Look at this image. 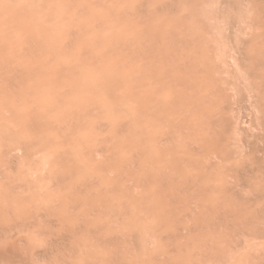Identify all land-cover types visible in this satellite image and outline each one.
Returning a JSON list of instances; mask_svg holds the SVG:
<instances>
[{
  "label": "rangeland",
  "instance_id": "obj_1",
  "mask_svg": "<svg viewBox=\"0 0 264 264\" xmlns=\"http://www.w3.org/2000/svg\"><path fill=\"white\" fill-rule=\"evenodd\" d=\"M28 1H30L29 3H28ZM31 1L32 0H27V2H26V0H21L20 1V4H19V0H16V1H11V0H7V1H4L3 0V5H5V6H8V5H6V4H9V6H8V8H9V10H8V8L5 10V13H4V11H3V15L4 16H2L0 19V21H2V19H7V18H9V16L8 15H10L11 16V18H15V16H17V14H16V8H18V6L20 7V6H22L21 8V10L22 11H20V12H22V14L23 13H27V16H26V18H30L31 17V19L29 20V18H28V20H26V22H27V24L29 25V26H33V27H31L32 29L31 30H33V32H32V34H34L35 35V37L37 38V37H39V38H37V40L39 41V39L41 38L43 41H39V43L41 42H44V45L46 46H48L50 49H48L46 52H43L42 54H38V57H36L34 60H32V61H26L25 60V57H26V55H25V53L23 54V53H21L22 54V56H24L25 55V57H24V61L21 59V61H20V58H23L22 56H17L18 57V59H19V61H18V59H17V57H15V60H13L14 61V65H17V66H19V65H21V64H23V65H25V68L24 69H26L25 71L26 72H33L34 70H35V67H36V69H38V68H40V66L41 65H44V67L42 68V71L39 73V75L37 74V77H36V75L35 76H32V77H30L31 78V80L30 79H28L27 80V84L25 83L24 85H21V86H19V90L21 91V92H23V93H25V94H27L26 96H27V99L28 100H30V102H31V104H32V106L34 105H36V108L38 109V110H41V111H43V109H44V112H41L40 111V113H42V114H44V116L45 115H47L46 113H47V111H48V114H50V115H47V117L45 116V118L43 117L42 119L43 120H45V121H50L51 120V116H52V118H53V120L51 121V124H52V126H51V124L49 125V129H53V131H55L56 133L58 132L59 133V135L61 136V132H63L62 133V136H64V138H65V140L63 141V137H62V139L60 140V138L59 139H57V141H56V143H58V144H56L55 143V141H49V143H47L46 145H45V147H44V150L41 152V151H38V152H35L34 150H33V155H31L32 153L31 152H29L28 154L26 153V155H23L22 156V154H20L21 152H18V150H17V148H16V152L13 150L15 147H14V145L13 144H11V146L9 145L10 144V142L11 141H9L8 140V142H9V144H8V142H7V140H5L6 142H7V145L5 144V141H4V143H2L1 141H0V165H1V163H2V165L4 166V167H2V165H1V168H3L2 169V171H3V174H4V177H2L1 179H0V182H1V180H2V183L3 182H5L6 181V179L8 180V181H6V182H9V181H13L15 178L16 179H23L24 180V178H25V173H26V171H27V173H28V170H29V172H31V173H29V174H27L26 175V177H27V181L31 184V185H29V189H30V191H29V189H28V187H27V193H28V191L29 192H32L33 191V185H32V183L33 184H35V186L37 185V188H38V185H40L39 186V188L41 187V191L42 192H44V189H45V187H46V190H45V194H51L52 195V197H50L52 200L53 199H57L58 200V202H60V200H59V197L57 198V196H59L58 194H57V191H56V195L53 193V192H55V182L56 181H58V177H59V175H61L62 174V171L60 172V170L62 169V167H63V163L65 164V162H66V164H68V165H70V162H71V165L74 163H76L77 161L78 162H82L83 160H85V159H88V164L89 165H87V167L85 168V169H83L84 171H82L81 172V174H79V178H78V176L77 177H74V180L72 181V183H74L75 182V184H78V183H80V184H82V182H83V179H84V182H85V180H87L88 178H90V177H93L94 176V174L91 172V170L92 169H94L95 167L97 168V165H98V167L99 166H101V164L102 165H109L110 167L108 168V167H106L107 168V172L105 171L104 173H106L107 175H105L104 174V181H102V182H100V183H98V189H99V191L100 190H102V192L104 193V194H108V187H107V184L109 185L110 184V182H111V184L113 185V181H110V177L114 174V173H117L118 172V170L120 171L119 173H121V174H123L122 176V179L120 180V181H118L116 184L118 185V187H117V185H116V187L117 188H119V190H120V183H122L123 184V187H122V185H121V187H122V189L121 190H125V189H127V188H129L130 189V187H131V185H132V192H131V189H130V193L131 194H129V192H128V195L129 196H131L132 195V197H138V198H143L142 200L143 201H145V199H144V197H142V195L144 194L145 195V198H146V200H148L149 198H152L156 193H155V191H156V189H157V192H158V188H154V186L155 187H157L156 185H154V184H152V186H153V189H152V187H151V184H147L146 185V190H149V192L147 191V193H146V190H145V192H143V194L142 193H137L138 191H136V186H138V185H135L134 184V182H133V184H132V179H134V177L135 176H139L138 177V179L140 178L141 179V177L143 176V175H145V173H147V174H151L152 176H154L155 175V177L157 176V174H158V176H157V178H159V179H162V177L160 178V176L161 175H163V173L162 172H164L165 171V173L166 174H164L165 176H164V178L163 179H165V178H169V176H171L170 177V181L169 180H167V179H165V180H167V183H166V185L167 186H165V185H163L164 186V189H163V187L161 186V191L162 192H171V191H173V189H172V186H173V183H174V175H176V177H175V181H177V179H178V181L179 182H181L182 183V185H181V190L179 191L178 190V197L176 196V193H175V191H173L174 193H172V194H174L177 198H180V196H183V199H181L183 202H184V204H183V207L185 206L186 208L187 207H189V208H187V211H188V209L190 210L191 209V214L189 213V212H187L186 211V208H183L182 206L181 207H179V210L177 209V213H178V215H177V213L175 214V216H176V218H177V221H176V224H177V222H178V228H182V224L180 225V222L182 223V220H183V224L184 225H186V221H187V219L190 217V219L188 220V223H187V225L190 223V220H193L196 216L197 217H199V215H196L195 216V212L194 211H196V214L200 211V213L199 214H201V212H203L204 210H205V212H206V210L207 209H210L211 210V208L213 207V209L211 210V212H213L215 209H216V211H215V214H216V217L214 216H209L208 215V213H205L204 215L206 216V215H208V219L206 218V220L207 221H209V223L211 224L212 223V220H213V218H214V220H213V223L215 222V224L214 225H216V220L218 221V217H220V215L222 214V211H223V213L225 214V212H230L231 211V213H233V211H234V214L236 215V216H238L237 214L239 213V211H240V213H239V215L240 214H243V216L242 215H240V216H238L237 218H241V221H239L237 218H236V221H237V223H233V222H230V220L232 221V216L234 215H232V214H230L231 216H229L228 214H225L226 215V217L227 216H229V220L225 217V215H224V220H225V222H224V220H222L221 218H222V216H221V218H220V220L218 221V223H217V226H215L214 227V225H213V223H212V225L210 226V227H212V230L210 231V229L211 228H208L207 229V231H206V233H202V234H200L201 236H202V239H204V238H206V236L208 237V232L210 233L209 234V236H210V238H209V240H210V242L208 241V243H209V245H210V247L212 248V250H211V248L209 249H207V251H209L210 250V252H208V253H211V257H209V255H207V257L205 256V258L203 259L202 257H200V258H197V256H199V254L200 253H198V252H196L197 253V255H196V253H194V251H195V245L197 244H199V242H198V237H199V235H198V239L196 238V241L194 240V242L191 240V242L189 241V243L192 245V248L193 249H191L190 250V248H191V245H184V242H183V244L181 243L183 240H184V237H185V240L184 241H186L187 240V237L184 235V231H183V233L181 234L180 233V235H178L177 236V232H175V233H173V232H171V230H173V231H175L174 230V228H175V226H176V224H175V226L173 227L172 225H173V223H170V222H167L166 224H164L163 226H162V228H160V232L157 230V232H155L154 233V237H153V241H154V243H153V241L152 240H150V244L149 245H146L147 244V242H149V240H148V238L145 240V241H143L142 243H141V246H143L142 247V249L139 251V255L137 254H135L134 256H137V258L139 259L140 258V253H141V255H142V252H143V250L145 251V253L147 254V255H149V254H151V252L152 253H155V252H153V251H156L157 249L159 250V252L157 251L156 253L157 254H159L160 255V252H161V259L163 258V255H164V257L166 258V259H169V258H171V257H173L172 256V254L173 255H175L174 256V258L175 259H179V257H180V259L179 260H181L183 263L185 262V259L187 258V263L185 262L184 264H190L189 263V260H190V262H191V264H193V262H192V259H193V261L194 262H196V261H202V264H244V262H245V264H251V260L252 259H254V261L252 262L253 264H264V111H262V109L264 110V100H262L263 99V97H264V92H263V86L264 85H261V83H263L264 84V76H263V74H264V67L260 64V65H256V63H254V62H252V61H250V60H255L256 59V57H257V59H259V58H261L262 56H264V52H263V50H264V48L262 47V46H264V42H262V43H256V46H255V40H253V37H255L254 39H257V36H259L258 38H261L262 36H263V38H264V28L262 29L260 26H258V25H255V21L256 20H259L260 18H261V14L260 13H258V10H256V8H255V6H254V4H252V7H250L251 6V1L250 0H247V2L248 3H250V4H247V2H246V0H167V1H165V0H144V2H143V0L141 1V0H119V2L117 3V1L118 0H115L116 1V3H115V1L114 0H45V1H42V0H40L41 1V4H40V2H39V0H37V2L40 4V6L41 7H39L38 5L39 4H37V5H35V3L33 4V2H34V0L32 1V3H31ZM36 1V0H35ZM104 1H105V4H104ZM122 2V4H121V2ZM137 1V2H136ZM147 1V2H146ZM154 1V2H153ZM159 1H160V3H159ZM212 1L214 2V4L212 3ZM220 1V2H219ZM253 1V0H252ZM5 2H6V4H5ZM9 2V3H8ZM13 4H12V3ZM17 2V3H16ZM24 2L26 3V4H24ZM64 2V3H63ZM87 2V3H86ZM99 2V3H98ZM103 2V3H102ZM127 2V3H126ZM157 2V3H156ZM163 2V3H162ZM169 4H168V3ZM211 2V3H210ZM228 2H229V4H228ZM232 2V3H231ZM242 2H244V3H242ZM0 3H2V0H1V2ZM14 3H16L15 5H14ZM22 3H23V5H22ZM68 3V4H67ZM94 3V4H93ZM97 3H98V6H96L97 5ZM113 3V4H112ZM124 3V4H123ZM135 3H137V5H135ZM139 3H140V6L138 7V5H139ZM146 3V4H145ZM149 3H151L150 5H149ZM152 3H153V5H152ZM226 3V4H225ZM239 3V4H238ZM28 4V5H27ZM47 4V5H46ZM85 4H89V6H90V8H89V6H87V5H85ZM91 4H93V6L94 7H91ZM99 4H100V6H99ZM107 4V5H106ZM108 4H111V5H109V7H108ZM116 6H115V5ZM119 4V5H118ZM121 4V5H120ZM128 4H130V5H128ZM154 4H155V6H154ZM175 4V5H174ZM180 4H182V9L184 10V11H181V5ZM199 4V5H198ZM210 4H211V7H210ZM12 7H11V6ZM30 5V6H29ZM35 5V6H34ZM44 5H45V7H44ZM48 5H49V7H48ZM55 5V6H54ZM58 5H59V7H58ZM122 5H124V6H122ZM143 5H144V7H143ZM148 5H149V7H148ZM162 5V6H161ZM165 5V6H164ZM172 5V6H171ZM218 5H219V7H218ZM220 5H221V7H220ZM228 5V6H227ZM232 7H231V6ZM242 5H246V7H244V6H242ZM250 5V6H249ZM25 8H27L28 7V9L29 8H31L30 10L32 11V13H31V11L30 10H28V12H27V10L26 9H24V7ZM84 6V7H83ZM86 6H87V8H86ZM101 6H103L104 8H105V10L103 9V7L101 8ZM106 6V7H105ZM112 7V9H113V11H112V9H111V7ZM114 6H115V8L118 6V8H116V10H114L115 8H114ZM159 7V9H158V7ZM177 6V7H176ZM187 6V7H186ZM190 6V7H189ZM203 6V7H202ZM229 6H230V8H229ZM254 6V7H253ZM14 7V8H13ZM37 9H36V8ZM48 7V8H47ZM51 7V8H50ZM52 7H53V9H52ZM56 7V9L54 10V8ZM99 7H100V10H99ZM133 7H134V10L136 11H134L133 10ZM135 7H137V8H139L138 10L139 11H137L136 9H135ZM142 7V8H141ZM151 7H152V10H151ZM163 7V8H162ZM165 7V8H164ZM199 7H200V11H199ZM202 7V8H201ZM208 7V8H207ZM239 7V8H238ZM33 8H34V10H33ZM44 8V9H43ZM59 8V9H58ZM81 8H83V9H81ZM106 8H108L107 10H106ZM132 8V9H131ZM156 8V10L154 11V9ZM166 8H167V10H166ZM208 10H207V9ZM211 8H212V10H211ZM217 8V9H216ZM221 8V9H220ZM244 8H245V10H244ZM248 8V9H247ZM254 8H255V10H254ZM38 9H39V11H38ZM40 9H41V14H40ZM45 9H47L46 11H45ZM48 9H49V11H48ZM89 9H90V11H89ZM110 9H111V11H110ZM118 9V10H117ZM123 9V10H122ZM127 9V10H126ZM129 9V10H128ZM148 9V10H147ZM163 9V10H162ZM204 9L205 10H207V12H208V14H207V12L206 11H204ZM228 9H230V10H228ZM239 9V10H238ZM252 9V12L250 11ZM8 10V11H7ZM12 10H13V12H12ZM59 10V11H58ZM93 10V13L91 12ZM94 10H96L95 11V15H94ZM110 11V12H112V13H114V16H122V15H124V17L128 14V15H131V14H138V12H143V13H145V14H147V12L149 13V15L150 16H155V13H156V16L154 17V19H155V21H160L161 23H163L162 22V19H166L167 20V22H168V19L167 18H169V17H171L172 16V18H169V22H170V20H171V24L173 23V20H174V23L172 24L173 25V28H174V26H176V28H178L179 29V25L180 24H182V20L181 19H179V18H177V17H180V15H181V18L183 19V20H185V24H184V22H183V24L185 25V26H183V24H182V26H183V28L181 29H179V32L181 31V33L178 35V36H181V37H179L180 39H182L183 41H185L186 43H188L187 45L185 44V45H181L182 46V48H180L179 46H177L176 47V52H175V48H173L172 49V47L170 48V44H166L167 42H165V41H161V42H157L156 44H157V46H156V44H155V47H157V48H162L165 52H166V54H168V55H173V54H175V55H173L174 57H176L177 56V60L179 61H185V60H187V62H190L189 60H190V58L192 57V55L194 56L193 58H192V60H191V62L190 63H192L193 64V66L196 68V66L197 67H201L203 64H204V67L202 66V68H206L208 71L206 72V74H204V75H202L203 76V79L204 80H206V86H204L203 88L202 87H200V88H198L197 90H196V92H195V94H194V97L192 96V97H190L189 99H185V98H183V101L184 102H181V106L179 105V103H180V101H181V99H182V96L180 97V99L178 98V100H179V103H178V100L176 99V101L174 102V98L172 99V97H173V89H179V87H175L174 88V86H175V84H173V78L174 77H176L178 74H182L183 72L181 71H179V73L177 72V70L176 69H174L175 68V66L177 65L176 63V65L174 64V65H171L172 66V68H170V69H172V72L171 71H168V72H164V73H161V77H159L160 75H159V73L160 72H157L156 74H155V76H142V80H141V78L139 77L136 81L139 83V84H142V85H150L151 87H152V89L151 88H149V90L151 89V92H152V90H154V92H152L153 94L156 92H158V93H160V92H162V94L163 95H161V96H159L160 97V101H159V105L158 104H156V106H154L153 107V109L155 110V111H160V112H162L163 113V115H164V113H165V117L164 116H162L161 118H156V117H154L153 116V114L150 112V115L148 116V115H145L144 117H139L138 115H137V113H136V109H137V105H136V102H135V104H134V102H127L128 103V105L125 103V104H119V102L117 101V100H114V102H113V100L112 99H110V101H109V99H107V97H106V101H108L109 102V106H108V102H106L105 103V99H103V95H102V93H100L101 91H103V93H104V95L105 96H107V88H104V84H102V83H100V82H94L93 83V85L92 86H88V85H82V83L80 84V80L81 79H86V78H93V77H95V76H98L97 75V73H99V75H101L102 73V68H103V72H104V70L106 71V72H104L102 75H105V74H107V75H111L112 74V72L114 73V71H115V73H116V75L119 73V69H120V72L121 71H125L124 69H126V66L124 65V64H122V63H118L117 64V66L115 65V63H112V61H111V59L109 58V59H107L108 57H106V59H105V57H104V59H103V56H102V54L105 52V54L107 53V54H109V53H111V52H113V53H116V50L117 49H115V47H117V48H119L118 49V51L117 52H119L120 51V53L122 52H125L126 50H127V48H128V50H130V47H131V50H133L134 49V47L136 46V48L135 49H137L138 48V46H137V43H135V42H131V41H133V40H131V37L130 36H133V33H131L130 31H134V29H139V28H141V27H147L148 26V24L145 22V21H147V20H145V21H141V20H139L138 18H136V17H130V19H126V20H129V22H128V24H127V21L125 20V21H123V22H117V21H115V20H113L112 18L113 17H108L107 15L105 16V11ZM132 11L131 12V14L129 13V11ZM144 10H146V12L144 11ZM160 10H162V11H160ZM221 10V11H220ZM223 10V11H222ZM233 10V11H232ZM240 10H242V12L240 11ZM9 11H10V13H9ZM52 11H56V14H54V12H52ZM123 11V14L122 13H120V12H122ZM125 11H127L126 13H125ZM152 11V12H151ZM215 11V12H214ZM229 11V12H228ZM237 11H239L238 12V14H237ZM254 11V12H253ZM255 11H257V16H256V14H255ZM14 12H15V14H14ZM39 12V13H38ZM47 12V13H46ZM57 12H59V13H57ZM89 12H90V14H89ZM104 12V13H103ZM116 12V13H115ZM153 12H154V14H153ZM160 13V15H159V13ZM162 12V13H161ZM180 12H181V14H180ZM187 12V13H186ZM204 12V13H203ZM206 12V13H205ZM218 12V13H217ZM231 12V13H230ZM7 13H8V15H7ZM29 13V14H28ZM46 13V14H45ZM53 13V14H52ZM102 13H103V15H102ZM151 13V14H150ZM157 13H158V15H157ZM190 13V14H189ZM224 13V14H223ZM236 13V14H235ZM241 13V14H240ZM246 13V14H245ZM251 13V15H249ZM252 13L254 14V15H252ZM12 14L14 15V16H12ZM45 14V15H44ZM51 14H52V16H51ZM121 14V15H120ZM163 14V15H162ZM184 14V15H183ZM198 14H200V15H198ZM219 14H221L220 15V17H219ZM232 14V15H231ZM245 14V15H244ZM260 14V15H259ZM31 15V16H30ZM37 15V16H36ZM148 15V14H147ZM148 15V16H149ZM206 15H207V18H206ZM210 15H212V16H210ZM217 15H218V18H217ZM247 15V16H246ZM38 17V18H40V22H39V20L36 18V17ZM40 16V17H39ZM41 16L44 18L45 17V19L43 20V18H41ZM47 16V17H46ZM83 16V17H82ZM85 16H87V17H85ZM91 16V17H90ZM96 16V17H95ZM102 16V17H101ZM132 16V15H131ZM203 16V17H202ZM227 16H228V18H227ZM237 16V17H236ZM254 16H255V18H254ZM5 17V18H4ZM34 17V18H33ZM54 17V18H53ZM57 17V18H56ZM104 17V18H103ZM106 17H107V19H106ZM123 17V16H122ZM157 17V18H156ZM159 17H160V19H159ZM188 17V18H187ZM204 17H205V19H204ZM211 18V20H210V18ZM251 17H252V19L254 18V23H253V26L251 25V23L253 22V20H252V22H250L251 21ZM257 17H259V18H257ZM195 18V19H194ZM239 18V19H238ZM243 18H244V20H243ZM46 19H47V21H46ZM49 19V20H48ZM53 21H52V20ZM58 19V20H57ZM71 19V20H70ZM90 19V20H89ZM97 19H98V21H97ZM137 19V20H136ZM153 19V20H154ZM159 19V20H158ZM177 19L178 20H181V21H179L180 22V24H179V22H177L176 23V21H177ZM192 19H193V21H192ZM200 19V20H199ZM202 19H204V20H202ZM234 19H235V21L236 20H238L236 23H235V21H234ZM36 20V21H35ZM38 20V21H37ZM42 20H43V22H42ZM54 20H55V22H54ZM83 20V21H82ZM100 20V21H99ZM103 21V23H107V25L105 26V27H103V25H102V23H101V25L99 24L100 22H102ZM105 20V21H104ZM163 20V21H164ZM176 20V21H175ZM189 20H190V23H189ZM226 20V21H225ZM247 20V21H246ZM29 21H31V22H29ZM35 22V24H36V26H35V28H34V22ZM45 21L47 22V24L45 23ZM93 21H94V24H93ZM113 21V22H112ZM139 21V22H138ZM197 21H198V23H197ZM203 21V22H202ZM223 21H224V24H223ZM60 25H58L57 23ZM86 22V23H85ZM111 22L113 23V24H111ZM116 22H117V24H116ZM137 22V23H136ZM150 25H151V22L150 21H147ZM165 22V21H164ZM187 22L190 24H187ZM201 22V23H200ZM216 22V23H215ZM230 22V23H229ZM243 22V23H242ZM246 22V23H245ZM30 23H31V25H30ZM40 23V24H39ZM48 23H50V25L48 24ZM52 23L54 24V23H56L55 24V28H56V30H55V28H54V25H52ZM71 23V24H70ZM110 23V24H109ZM139 23V24H138ZM143 23V24H142ZM178 24V27H177V25L176 24ZM214 23V24H213ZM222 23V24H221ZM226 23V24H225ZM232 23V24H231ZM248 23V24H247ZM45 24V25H44ZM80 24H81V26H80ZM90 24V25H89ZM96 24V25H95ZM99 24V25H98ZM119 24V26H117ZM125 24H126V27L124 28V26H125ZM135 24V25H134ZM169 24V23H168ZM228 24V25H227ZM231 24V25H230ZM243 24H247V26L245 27ZM52 25V26H51ZM64 25V26H63ZM88 27H87V26ZM94 25V26H93ZM111 25V26H110ZM163 25H164V23H163ZM165 25H166V22H165ZM188 25V27H187V29H188V31L186 30V26ZM203 27H202V26ZM210 25V26H209ZM234 25H235V27H234ZM239 25V26H238ZM250 25V26H249ZM43 26V28L40 30V28L39 27H42ZM98 28H97V27ZM111 28H110V27ZM122 26V27H121ZM137 26V27H136ZM193 27V30H192V27ZM195 26V27H194ZM205 26V27H204ZM222 26H223V28H222ZM225 26H226V28H225ZM228 26H230V27H228ZM238 26V27H237ZM243 26H244V28H243ZM36 27H38L37 29L39 30V34H38V30L36 31ZM51 27H53V28H51ZM81 27V28H80ZM83 27H85L86 29L85 30H83ZM102 27V28H101ZM133 27V28H132ZM181 27V26H180ZM201 27V28H200ZM220 27V28H219ZM251 27H252V29H251ZM256 27V28H255ZM46 30H48L47 32H45L44 30L45 29ZM61 28H63L62 30H61ZM91 28V29H90ZM97 28V29H96ZM126 28H128V30L126 29ZM131 28V29H130ZM190 28H191V34L189 35V32H190ZM204 28V29H203ZM207 28V29H206ZM219 28V29H218ZM230 28V29H229ZM251 29V33H250V29ZM49 29H51V31H49ZM94 29V30H93ZM103 29V30H102ZM133 29V30H132ZM203 29V30H202ZM213 29V30H212ZM215 29V30H214ZM225 29H226V31H225ZM239 29V30H238ZM244 29V30H243ZM257 29V30H256ZM258 29H259V31H258ZM61 30V31H60ZM81 30L83 31V32H81ZM90 30V31H89ZM99 30H100V33H98L99 32ZM119 30V31H118ZM120 30H121V32H120ZM174 30V29H173ZM184 30H185V35H184ZM202 30V31H201ZM232 30V31H231ZM235 30V31H234ZM242 30H243V32H242ZM253 30V31H252ZM256 30V31H255ZM260 30H263L262 31V33H260ZM44 31V32H43ZM54 31V33H53V35H52V32ZM58 31H59V34H58ZM65 31V32H64ZM176 31H177V29H176ZM200 31V32H199ZM219 31V32H218ZM225 31V32H224ZM237 31V32H236ZM238 31H239V33H238ZM245 31V32H244ZM249 33H247V32ZM41 32V33H40ZM49 32L51 33V34H49ZM93 32H95V33H93ZM118 32V33H117ZM123 32V33H122ZM126 32H127V34H126ZM205 32V33H204ZM216 32V33H215ZM218 32V33H217ZM224 32V33H223ZM43 33H45V35H43ZM57 33V34H56ZM75 33V35H73L72 36V34H74ZM112 33H113V35L114 36H112ZM120 33V35L122 36V37H125V38H123V39H118V41H117V39H115L114 37L115 36H119L118 34ZM174 33H175V30H174ZM238 33V34H237ZM12 35V36H10L11 38L15 35V33H13L12 34V32L11 33H9L8 34V37H9V35ZM67 34H69L70 36H71V38H70V36L68 35L67 36ZM77 34V35H76ZM89 34V35H88ZM95 34V35H94ZM96 34H98V36L96 35ZM176 34H178L177 32L175 33V35ZM188 34V35H187ZM241 34H243V36L241 35ZM244 34H245V36H247V38H245V36H244ZM251 34V35H250ZM48 35H50L49 37H48ZM94 35V36H93ZM106 35V36H105ZM219 37H218V36ZM223 35V36H222ZM231 35V38L229 37ZM234 35V36H233ZM241 35V36H240ZM255 35V36H254ZM262 35V36H261ZM43 36V37H42ZM45 36V37H44ZM55 36V37H54ZM75 36V37H74ZM91 36V37H90ZM109 36V37H108ZM178 36H177V38H178ZM185 36V37H184ZM187 36L190 38V42H189V39L187 38ZM204 36V37H203ZM221 36V37H220ZM250 36H253V37H250ZM9 37V38H10ZM72 37H74V39L72 38ZM85 37V38H84ZM100 37V38H99ZM107 37L109 38L108 40H107ZM130 37V38H129ZM193 38V41H191V39ZM196 37V38H195ZM202 37V38H201ZM213 37H214V39H213ZM238 37V38H237ZM47 38H48V40H47ZM50 38H51V40H50ZM52 38L53 39H55L54 40V43H50L49 44V42H53V40H52ZM56 38H58V40H56ZM76 38V39H75ZM90 38V39H89ZM184 38H186L187 40H188V42H187V40H185ZM197 39L198 38V41H199V39H200V41L201 42H199V43H197V41L195 40V39ZM248 38L250 39V40H248ZM93 39H94V42H93ZM113 39V40H112ZM126 39H128V40H130V41H128L127 42V40ZM146 39H148V37H146ZM222 39V40H221ZM228 39H229V41H228ZM231 39H232V41H231ZM239 39H241L240 40V42H239ZM246 41L245 43H244V41ZM50 40V41H49ZM87 40V41H86ZM101 40V41H100ZM103 40V41H102ZM112 40V41H111ZM211 40V41H210ZM213 40V41H212ZM253 40V42H252V46L250 47V45H251V42L249 43V41H252ZM46 41V42H45ZM70 41V42H69ZM106 43H105V42ZM111 41V42H110ZM194 41H195V43H194ZM215 41V42H214ZM222 41V43L224 44V42H225V46H223V44H222V46H221V44L219 43V42H221ZM56 42V43H55ZM89 42H91L92 44H96L97 46H95V48L96 49H92V44H89ZM113 42V43H112ZM125 42H126V44H125ZM204 42V43H203ZM228 42H229V44H230V42H232V47H231V44L229 45L228 44ZM236 42H237V44H236ZM248 42V43H247ZM40 43V44H41ZM59 43V44H58ZM100 43H101V45H100ZM116 45H115V44ZM122 43H123V45H122ZM158 43H160V44H158ZM193 43V44H192ZM212 43H215V44H212ZM244 43V44H243ZM4 45L3 46H8V45H6L7 43L6 42H4L3 43ZM51 44H52V46H51ZM57 44V45H56ZM106 44V45H105ZM112 44H113V46H112ZM134 44V45H133ZM165 44L167 45L166 47H165ZM189 44H191V46H189ZM194 44H196L197 45V47H199V45L198 44H200V48L202 49V51H201V53H202V55H201V53H199V54H195V53H193V51H192V49H193V47H194ZM203 44H205V45H203ZM236 44V45H235ZM261 44V45H260ZM69 45L71 46V47H69ZM79 45V46H78ZM92 45V46H91ZM103 45V46H102ZM161 45V46H160ZM163 45V46H162ZM203 45V46H202ZM229 47H228V46ZM234 45V46H233ZM2 46V48H4ZM20 46V45H19ZM58 46V47H57ZM65 46H67V48L65 47ZM158 46H160V47H158ZM193 46V47H192ZM211 46H213V47H211ZM220 46H221V49L219 50V48H220ZM239 46V47H238ZM241 46H242V48H241ZM247 46H248V48H247ZM253 46H255V48L253 47ZM61 47H62V49L64 50V51H67L66 53H64L63 51H62V49H61ZM98 47V48H97ZM100 47V48H99ZM110 47V48H109ZM111 47H112V49H111ZM125 48V50H124V48ZM127 47V48H126ZM168 47H169V49H168ZM214 47H215V50H212V49H214ZM234 47V48H233ZM236 47V48H235ZM257 47V48H256ZM263 49H262V48ZM18 48V47H17ZM56 48H60V50H57ZM81 48V50L79 51V52H77V55H76V49H80ZM133 48V49H132ZM167 48V49H166ZM177 48H178V50H177ZM179 48H180V50H179ZM190 48H191V51H190ZM204 48H205V50H204ZM233 48V49H232ZM238 48H239V50H238ZM250 48V49H249ZM259 48H260V52H259ZM55 49V50H54ZM82 49H83V51H82ZM86 49V50H85ZM91 49V50H90ZM107 49V50H106ZM183 49H185V51L183 50ZM187 49V50H186ZM249 49V50H248ZM256 51H255V50ZM96 50V51H95ZM98 50V51H97ZM123 50V51H122ZM167 50H168V52H167ZM170 50H171V52H170ZM217 50L219 51V52H217ZM225 50V51H224ZM248 50V51H247ZM70 51V52H69ZM86 51V52H85ZM174 51V52H173ZM181 51V52H180ZM184 51V52H183ZM189 52V54H188V57L185 55V54H187L188 52ZM207 51H208V53H207ZM245 51H247V54H246V52ZM254 53H253V52ZM50 52V53H49ZM51 52H52V54H51ZM62 52V53H61ZM80 52H82V54L80 55ZM88 52H89V54H88ZM149 52H151V53H149ZM183 52V53H182ZM206 52V53H205ZM213 52H214V54H213ZM222 52V53H221ZM231 52H233V53H231ZM243 52V53H242ZM255 52L257 53V55L255 54ZM44 53H46L45 55H44ZM55 53V54H54ZM83 53H85L86 55H83ZM144 53H145V56H144ZM143 54L142 53H139L138 54V56H137V58L136 59H133V64H135V66L136 67H138V69H143V68H145V67H147V64H148V62L149 61H152V59H153V61H161L162 59H161V55L160 54H157V53H155L154 52V54H153V50L152 51H148V52H144ZM149 55H148V54ZM170 53V54H169ZM171 53H173V54H171ZM220 53V54H219ZM239 53V54H238ZM245 53V54H244ZM262 53H263V55H262ZM51 54V55H50ZM53 54H54V56H53ZM73 54H75V55H73ZM87 54H88V56H87ZM94 54V55H93ZM98 54V55H97ZM229 54V55H228ZM233 54H235L234 56H233ZM237 54V55H236ZM243 54V55H242ZM259 54V55H258ZM89 55H91V56H93V57H96L97 58V61H94L92 64H94V65H90V67H89V63H87V62H89ZM140 55H141V57H140ZM160 55V56H159ZM179 55L181 56V59H180V57H179ZM183 55H185V60H184V58H183ZM189 55H190V58H189ZM213 57H212V56ZM245 55V56H244ZM246 55H248L247 57H246ZM42 56H43V58H42ZM46 56V57H45ZM57 56H58V59H57ZM78 56H79V58H81V56H82V61H79V60H75V59H77L78 58ZM99 56H102V58H99ZM150 56V57H149ZM153 56V57H152ZM155 56V57H154ZM158 56V58H156ZM199 56V57H198ZM203 56V57H202ZM231 56H232V58H231ZM250 56V57H249ZM255 56V57H254ZM39 57H40V59H39ZM54 57H55V59H54ZM69 57V58H68ZM86 57H89L88 59H86ZM151 57H152V59H151ZM178 57H179V59H178ZM229 57H230V59H229ZM238 57V58H237ZM242 57V58H241ZM41 58H42V60H41ZM51 58H52V60L54 59V62L51 60ZM62 58V59H61ZM83 58H84V60H83ZM182 58H183V60H182ZM197 58V59H196ZM200 60H199V59ZM204 58H205V60H204ZM207 58V59H206ZM211 58H212V60H211ZM16 59H17V61H16ZM36 59H37V62H36ZM48 59V60H47ZM86 59V60H85ZM232 59V60H231ZM246 59V60H245ZM45 60V61H44ZM60 60H62V63L60 62ZM135 60V61H134ZM194 60L196 61L195 62V64H194ZM238 60V61H237ZM242 60V61H241ZM41 61H42V63H41ZM60 63H59V62ZM69 61V62H68ZM72 61V62H71ZM145 61V62H144ZM199 61V62H198ZM201 61V62H200ZM247 61H248V63H247ZM28 63V65H27V63ZM31 62V64L29 65V63ZM33 62V63H32ZM34 62H36V63H34ZM50 62V63H49ZM56 62H58L59 63V66H57L56 67ZM87 63V65H86V63ZM186 62V61H185ZM212 62V63H211ZM245 62V63H244ZM18 63V64H17ZM25 63V64H24ZM51 63L52 64H55L54 66L53 65H51ZM109 63V64H108ZM199 63V64H198ZM215 63V64H214ZM251 63H254V65L252 64L251 65ZM38 64H39V66H38ZM71 64V65H70ZM82 64V65H81ZM120 64H121V66H120ZM136 64H138V66L136 65ZM145 64V65H144ZM202 64V65H201ZM210 64V66H208ZM33 65V66H32ZM46 65V66H45ZM108 65V66H107ZM118 65H119V67H118ZM256 65V66H255ZM31 66H32V68H31ZM48 66V68L47 69H45L46 67ZM52 66V67H51ZM65 66V67H64ZM85 68H84V67ZM123 66V67H122ZM205 66H207V67H205ZM216 66H217V68H216ZM254 66V67H253ZM60 67H61V71L59 70L60 69ZM78 67H80V68H78ZM193 67V68H194ZM211 68V70L210 69H208V68ZM214 67V68H213ZM263 67V68H262ZM55 68V69H54ZM57 68H59L58 70H57ZM82 68V69H81ZM84 68V69H83ZM91 68V69H90ZM99 70H98V69ZM109 68H110V70H109ZM124 68V69H123ZM44 69L46 70V72L48 73H46V72H44ZM51 69V70H50ZM62 69L64 70V72L62 71ZM68 69L71 71H73V73H72V71H71V73H69L68 72ZM74 69V70H73ZM85 69H86V71H85ZM88 69H89V72H88ZM101 69V70H100ZM246 69V70H245ZM252 69V70H251ZM32 70V71H31ZM54 70H55V72H54ZM90 70H92V71H90ZM112 70V71H111ZM250 70V71H249ZM263 70V71H262ZM49 71H50V73H49ZM56 71H57V73H56ZM77 71V72H76ZM80 71V72H79ZM109 71V72H108ZM173 71H175V72H173ZM247 73H246V72ZM60 72V75L58 74ZM79 72V73H78ZM93 72V73H92ZM108 72V73H107ZM211 72V73H210ZM214 73V75H213V73ZM216 72V73H215ZM69 74V77L67 78V80H66V78L65 77H63V75L64 74ZM91 73H92V75H91ZM165 73H166V76H165ZM169 74V77H168V74ZM171 73H172V75H171ZM175 73H176V76H175ZM208 73L210 74V75H208ZM263 73V74H262ZM42 74H43V76H42ZM52 76H51V75ZM40 75L42 76L41 77V79H42V82H41V79H40ZM54 75L56 76V78L54 77ZM77 77H76V76ZM81 75H82V77H81ZM84 75H85V77H84ZM91 75V76H90ZM58 76V77H57ZM79 76H80V78H79ZM111 76H115V74H112ZM165 78H169V83L168 84H165L162 88H161V91H159V89H157V87H155V85H154V79H156V78H158V79H163L164 77ZM171 76H174V77H171ZM250 77V78H248V77ZM253 76H255L254 77V80L253 79H251ZM34 77V78H33ZM45 77V78H44ZM60 77H62V78H60ZM206 77V78H205ZM207 77H208V80H207ZM217 78V80H216V78ZM36 78V79H35ZM38 78H39V82H38ZM53 78H54V80H53ZM75 78V79H74ZM79 78V79H78ZM213 78V79H212ZM257 78V79H256ZM62 80V81H60V80ZM72 79H73V81H72ZM78 79V80H77ZM130 79H131V81H130ZM170 79H172V81L170 80ZM211 79V80H210ZM30 80V81H29ZM43 80L45 81V83H43ZM46 80H47V82H46ZM66 80V81H65ZM126 80V81H125ZM124 80V84L126 85V84H129V83H131L132 81H134V79L133 78H131V76L129 77V79L128 78H126ZM215 80V81H214ZM221 82H220V81ZM253 80V81H252ZM258 80V81H257ZM52 81V82H51ZM57 81H59V82H57ZM96 81H97V79H96ZM140 81H141V83H140ZM170 81L172 82V83H170ZM219 81V82H218ZM255 81V82H254ZM65 82V83H64ZM69 82V83H68ZM195 82V80H192V83H191V81H189V83H191L190 84V86L193 84ZM257 82V83H256ZM30 83H31V85H30ZM33 83V84H32ZM35 83H36V85H35ZM57 83H60V84H57ZM96 83H98V84H96ZM38 84V85H37ZM54 84H57L56 85V88H54L55 87V85ZM69 84V85H68ZM74 86V84H76L74 87H75V90H76V94H75V90H74V87L72 86V85ZM81 85V87H80V85ZM95 84H96V86H95ZM100 84H102L101 85V87H103V88H100ZM208 84H209V86H208ZM42 85V86H41ZM45 85H46V87H45ZM48 85V86H47ZM170 85H171V87H170ZM219 85V86H218ZM252 85V86H251ZM260 85H261V87H260ZM37 86H38V88H37ZM49 86H50V88H49ZM54 86V87H53ZM58 86H59V92H60V95H58L57 93H59L58 91H57V88H58ZM78 86V87H77ZM83 86H84V89H85V92L87 91V89H88V91H87V93L85 94V92L83 93V95H82V92L84 91V89H83ZM85 86H87V87H85ZM214 86V87H213ZM21 87H24L23 89L21 88ZM53 87V88H52ZM95 87V88H94ZM105 87H107L106 85H105ZM167 87H168V90H167ZM170 87V88H169ZM251 87H253V88H251ZM0 88H1V94L2 93H6V91L8 90V87L6 86V87H3V89H2V86H0ZM4 88H5V90H4ZM7 88V89H6ZM26 88H27V90H26ZM42 90H41V89ZM48 88V89H47ZM90 88V89H89ZM97 88V90L94 92V89H96ZM155 88H156V90L157 91H155ZM172 88V89H171ZM259 88V89H258ZM29 89H30V91H29ZM40 89V91H38L37 92V90H39ZM52 89H54V91H52ZM62 89H64V90H62ZM68 89H70L71 90V93H70V91L68 90ZM79 89L80 90H82L81 91V93H80V91H79ZM103 89V90H102ZM171 89V90H170ZM177 89V90H178ZM181 89H186L187 90V87L185 86V87H182V88H180L179 89V91L181 92V94H183V93H185L184 91H182ZM204 89V90H203ZM214 89H215V91H214ZM217 89H218V91H219V93H218V91H217ZM223 89V90H222ZM260 89H261V91H260ZM23 90V91H22ZM34 90H36L35 92H34ZM49 90V91H48ZM148 90V92L151 94V92ZM185 90V91H186ZM3 91V92H2ZM29 91V92H28ZM45 91H47V92H45ZM69 91V92H68ZM91 91V92H90ZM105 91H106V93H105ZM164 91V92H163ZM166 91H167V93H166ZM169 91V92H168ZM198 91H199V93L200 94H198ZM33 92V93H32ZM49 92V93H48ZM52 92H53V94H52ZM78 92H79V94H78ZM99 92V96H101V98L98 96V93ZM147 92V93H148ZM187 92V91H186ZM215 92V93H214ZM31 93V94H30ZM35 93H36V96H38L37 98L35 97ZM38 93V94H37ZM56 93V94H55ZM66 93H69L68 94V96H67V94ZM148 93V94H149ZM172 93V94H171ZM207 93V94H206ZM208 93H209V95H208ZM261 93V95H259ZM0 94V95H1ZM40 94H41V96L42 97H40ZM51 94V95H50ZM89 94V95H88ZM97 94V95H96ZM203 94V95H202ZM44 95H45V98L47 99V100H45V98H44ZM50 95V96H49ZM58 95V96H57ZM206 95H208V96H206ZM224 95V96H223ZM254 95V96H253ZM258 95V96H257ZM33 96H34V98L35 99H33ZM53 96H54V99H53ZM73 96V97H72ZM79 96V97H78ZM93 96V97H92ZM97 96L99 97V99L98 100H95V99H97ZM167 96H168V98H167ZM170 96V97H169ZM183 96H184V94H183ZM210 96V97H209ZM218 96V97H217ZM31 97H32V99H31ZM52 97V98H51ZM61 97V98H60ZM83 97L85 98V100H83ZM209 97V100H207L206 98H208ZM214 97V98H213ZM259 97V98H258ZM42 98V99H41ZM55 98H56V100H57V102H56V104H55ZM58 98V99H57ZM75 98V99H74ZM164 98V100H162ZM193 98V99H192ZM202 98V99H201ZM204 98L207 100V101H209V103L207 102V101H205V103H204ZM253 98V99H252ZM256 100H255V99ZM39 99V100H38ZM51 99H52V101L53 100H55L53 103H52V101H51ZM59 99H61L62 101H61V103L60 104H58L60 101H59ZM68 99V100H67ZM72 99V100H71ZM77 99L79 100V104L77 103L78 101H77ZM88 99V100H87ZM101 99H103L102 101H104L103 103L101 102ZM210 99H212L211 101H210ZM220 99V100H219ZM224 99V100H223ZM260 99V100H259ZM44 103V105L45 104H47V103H49V107L52 105V109L51 108H49V110H50V112H49V110H46V108H42L44 105H41V101ZM75 100V101H74ZM161 100H162V102H161ZM187 100V101H186ZM213 100H214V102H213ZM6 101V100H5ZM3 102V104H6L7 103V101L6 102ZM32 101H34V102H32ZM49 101V102H48ZM80 101H84V103H80ZM98 102V105L96 106V104H97V102ZM112 101V102H111ZM189 101V102H188ZM193 101H194V103H193ZM218 101H220V102H218ZM261 101V102H260ZM37 102V103H36ZM50 102H51V104H50ZM87 102H88V104H87ZM92 102V103H91ZM95 102V103H94ZM167 102H168V104H167ZM190 102H192V103H190ZM85 103H86V105H85ZM162 103V104H161ZM169 103H170V105H169ZM190 103V104H189ZM197 103V104H196ZM69 104V105H68ZM117 106H116V105ZM165 104H167L166 106H165ZM172 104V105H171ZM173 104H174V106H175V108H183L182 110H184L183 112H182V110L180 111V112H175L174 111V107H173V109H171V106H173ZM192 104V105H191ZM193 104H195V107L194 108H192L193 109V111H192V109H191V107L193 106ZM208 104V105H207ZM218 104V105H217ZM41 107H40V106ZM56 105V106H55ZM73 105V106H72ZM78 105V106H77ZM91 105V106H90ZM102 105H103V107H104V109L106 108L108 111H110V112H108L107 110H106V112H103V109H102ZM111 105V106H110ZM119 105H124V107L122 108V106L121 107H119ZM134 105H135V107H134ZM186 105V106H185ZM190 105V106H189ZM200 105V106H199ZM32 106H30V112L32 111L31 110V108H32ZM95 108H94V107ZM106 106V107H105ZM109 107V109H108V107ZM117 107V112H116V107ZM131 106V107H130ZM180 106V107H179ZM183 106V107H182ZM188 106H189V108H188ZM196 106H198V107H196ZM201 106H202V109L203 108H205V110H207L208 111V113L207 112H205V111H202V109H201ZM205 106V107H204ZM206 106H207V108H206ZM212 106V107H211ZM262 106H263V108H262ZM40 107V108H39ZM53 107H54V109H53ZM60 107V108H59ZM63 107V108H62ZM85 107V108H84ZM92 107V108H91ZM98 107V108H97ZM114 107V108H113ZM130 107V108H129ZM187 107V108H186ZM94 108V109H93ZM113 108V109H112ZM133 108H135V110L133 109ZM166 108H167V110H166ZM199 108H200V110H199ZM209 108V109H208ZM227 108V109H226ZM14 109V108H13ZM16 109V108H15ZM70 109L72 110V111H70ZM91 109V110H90ZM118 109H121L119 112H118ZM124 109H128L127 111L129 112V114L127 113V111L126 110H124ZM129 109H131V110H129ZM189 109V110H188ZM191 109V110H190ZM258 109V110H257ZM35 110V108H33V111ZM57 110H58V112H57ZM85 110H87V111H85ZM185 110H186V112H185ZM204 110V109H203ZM260 110V111H259ZM29 111V110H28ZM33 111L31 112V113H33ZM46 111V112H45ZM68 111V112H67ZM84 111V112H83ZM88 111H89V113H88ZM105 111V110H104ZM114 111V112H113ZM125 111V112H124ZM168 111H169V113H168ZM172 111H173V113H172ZM201 111V112H200ZM216 111V112H215ZM60 112H61V114H60ZM72 112V113H71ZM82 112H83V115H82ZM87 112V113H86ZM103 112V113H102ZM134 112V114H132ZM181 112H182V114H181ZM189 112V113H188ZM192 112V113H191ZM199 112V113H198ZM205 114V115H203V113ZM222 112V113H221ZM226 112V113H225ZM262 112V113H261ZM6 113H8V112H6ZM36 110H35V116H40L39 114H37L36 115ZM54 113V114H53ZM81 113V114H80ZM113 113H114V115H113ZM131 113V114H130ZM135 113H136V115H135ZM168 113V118H167V116H166V114ZM171 113H172V115H171ZM175 113V114H174ZM176 113H178L177 115H176ZM179 113H180V115H179ZM55 114H57V116H55ZM60 114V115H59ZM66 114V115H65ZM74 114H76V116H74ZM85 114V115H84ZM105 114H106V116H105ZM126 116H125V115ZM174 114V115H173ZM184 114V115H183ZM202 114V115H201ZM209 114V115H208ZM219 114V115H218ZM222 114H224V116L222 115ZM56 117V119H55V117ZM107 115H109V116H107ZM135 115V116H134ZM222 115V116H221ZM58 116H60V120H59V118H58ZM61 116H62V118H61ZM68 116V117H67ZM79 116H80V120L82 121V123L80 122L79 123ZM112 116V117H111ZM121 116V117H120ZM130 116V117H129ZM133 116V117H132ZM147 116L148 117H150V118H148L147 119ZM171 116V117H170ZM181 116L183 117V120H182V118H181ZM191 116H192V118H191ZM212 116V117H211ZM214 116H216V117H214ZM76 117V119H74ZM78 117V118H77ZM120 117V118H119ZM154 117V118H153ZM164 117V118H163ZM180 117V118H179ZM188 117V118H187ZM199 117H200V119L201 118H203V120L201 121L202 122V124H203V126H202V124H199V123H197V121H196V119L200 122V120H199ZM224 117V118H223ZM47 118H48V120H47ZM111 118V119H110ZM140 119L141 118V120L139 121V120H137V119ZM143 118H144V120H143ZM166 118H167V120H166ZM171 118V119H170ZM178 118V119H177ZM209 118V119H208ZM41 119V120H42ZM116 119V121H114ZM123 119V120H122ZM130 119V120H129ZM158 119H159V124H157V121H158ZM189 119V120H188ZM193 119V121H191ZM210 119H212V121H210ZM213 119H214V121H213ZM219 119V120H218ZM57 120H58V123H57ZM63 120V121H62ZM78 122H77V121ZM100 120V121H99ZM126 120H127V122H126ZM148 121L147 122V124L145 123L146 121ZM171 120H173V121H171ZM180 120H182L183 121V123L184 122H186V123H180ZM184 120H186V121H184ZM216 120V121H215ZM96 121V126H95V124H94V122ZM97 121H99V123L97 124ZM110 121V122H109ZM122 121V122H121ZM139 123V126H138V123ZM150 121H156L155 123L154 122H150ZM171 121V122H170ZM175 121V122H174ZM178 121V122H177ZM209 121V122H208ZM219 121H220V123H219ZM60 122H61V124H60ZM67 122V123H66ZM91 122H92V124H91ZM131 122V123H130ZM144 124H143V123ZM150 122V123H149ZM167 122H169L168 124H167ZM191 122L193 123V125H191ZM207 122H208V124H207ZM222 122V123H221ZM2 123V122H1ZM86 125H85V124ZM121 124V126H123L122 127V129H120L119 128V125L118 124ZM125 123V124H124ZM128 123V124H127ZM140 123H141V126H140ZM152 123V124H151ZM177 123H180V125L178 126L177 125ZM190 123V124H189ZM197 124V126H196V124ZM210 123V124H209ZM218 123V125H216ZM60 124V125H59ZM71 124V125H70ZM75 124H77V126L75 125ZM93 124H94V126H93ZM133 124V125H132ZM136 124V125H135ZM154 124V125H153ZM163 124V125H162ZM165 124V125H164ZM170 124L171 125H175V127H176V129H177V131L175 130V127L173 126H170ZM181 124H183V125H181ZM188 124H189V126L191 127L190 129H191V133H190V129L188 128ZM206 124H207V126H206ZM212 124H214V126H212ZM219 124H221V129H220V125ZM224 124V125H223ZM78 125H79V130H78ZM98 125V126H97ZM115 125V126H114ZM127 125V126H126ZM143 125V126H142ZM151 125H153V126H151ZM178 127H177V126ZM215 125H216V127H215ZM2 126H5V124H3L2 123ZM1 125H0V129H1V127H2ZM55 126H57V129L58 128H60V129H56L55 128ZM60 126V127H59ZM75 126L77 127V128H75ZM89 126L91 127V128H89ZM118 127L117 128V131L115 130V128L114 127ZM164 126V127H163ZM181 126V128L183 129L184 127H185V130H184V132H183V130H181V128H179ZM187 126V127H186ZM195 126L196 127H198L199 126V129H200V127H201V129L202 130H199L198 128V130L196 129V131H195ZM217 126H218V128H217ZM6 127H7V125H6ZM63 127V128H62ZM81 127V128H80ZM84 127H86V129L84 128ZM92 127H94V129L92 128ZM146 129H145V128ZM166 127H168V128H166ZM172 127V128H171ZM207 127H208V130H207ZM209 127H210V129H209ZM211 127H213V128H215V130H217L216 131V134H215V130H213V128H212V130H211ZM72 128H74V130L72 129ZM187 128H188V131H187ZM217 128V129H216ZM83 129H85V130H83ZM113 131H112V130ZM173 129V130H172ZM72 130L74 131V133L72 132ZM78 131V132H76V131ZM82 130V131H81ZM88 130H90V131H88ZM120 130H121V132H120ZM140 130V131H139ZM204 130V133L205 134H201V132ZM220 130V131H219ZM79 131H80V134H79ZM119 131V132H118ZM172 131V132H171ZM174 131H175V133H174ZM181 132L182 134L184 133V134H186L187 133V135H188V133L189 134H191V135H189V138L190 139H188L187 141H189V143L186 141L185 142V140L184 139H181V141H180V137L182 138V136H179L180 135V133L179 132ZM187 131V132H186ZM197 131H198V133H197ZM213 131V132H212ZM226 131V132H225ZM82 132H84V133H82ZM113 133V134H111V133ZM115 132V133H114ZM118 132V133H117ZM129 132V133H128ZM137 132V133H136ZM153 132V133H152ZM186 132V133H185ZM206 132H207V134H206ZM209 132V133H208ZM222 132V133H221ZM57 133V134H58ZM87 133V134H86ZM88 133H89V136H88ZM116 133H117V135H116ZM131 133V134H130ZM139 133V134H138ZM145 133V134H144ZM158 133V134H157ZM164 133V134H163ZM177 133V134H176ZM75 134V135H74ZM114 134H115V136H114ZM136 134V135H135ZM142 134V135H141ZM149 134V135H148ZM167 134V135H166ZM173 134V135H172ZM195 134H197L196 135V137H195ZM68 135H69V138H68ZM70 135H72L74 138H75V140L73 139V137L71 138V136ZM154 135V136H153ZM168 136V137H166V136ZM172 135V136H171ZM193 135H194V138H193ZM198 135H200L201 137H204V139L202 140V138L198 141ZM204 135V136H203ZM217 135V136H216ZM138 136V137H137ZM139 136H140V138H142L143 137V139H141L140 140V138H139ZM145 136V137H144ZM148 136H150V138L148 137ZM159 138V140L160 141H158V138ZM164 137L163 139H162V137ZM169 136H170V138H169ZM175 136H176V138H175ZM177 136H179V137H177ZM184 136V135H183ZM207 136H211L212 138L211 139H209V142L212 140L213 141V139H214V137L217 139V138H219V139H217V140H214V144H211V146L212 147H210V148H208L209 147V145H210V143L209 142H207V140L205 139V138H207ZM68 139H67V138ZM135 137H137V139H136V141H135V144L137 143V145L134 147L133 146V141L131 140V138H133V140L135 139ZM152 137V138H151ZM153 137H154V139H153ZM155 137H156V139H157V141H156V139H155ZM86 138V139H85ZM88 138V139H87ZM138 138H139V140H138ZM169 138V139H168ZM177 138H179V140L177 139ZM184 138H186V136H184ZM187 138H188V136H187ZM66 139H67V141H66ZM144 139H145V142H144ZM147 139V140H146ZM150 139V141L148 142V140ZM194 139H195V142H194ZM208 139V138H207ZM88 140V141H87ZM124 140V141H123ZM156 142H155V141ZM184 140V141H183ZM200 143V145H199V143L197 144V141ZM59 141V142H58ZM78 141L80 142V144L78 143ZM81 141H82V143H81ZM128 141H131V143L129 142L128 144H126V142H128ZM141 141H143V143H142V145H141ZM173 141V142H172ZM179 142V145L177 144L178 142ZM191 141V142H190ZM203 141H206L207 143H208V147H205L204 148V142ZM217 141L219 142V144H221V146H219L218 147V149H217ZM221 141V142H220ZM53 143L54 142V146H53V144L51 145V143ZM66 142V144H63V143H65ZM69 142H71V145L69 144ZM74 142H75V144H76V142L78 143L77 145H80L79 147H82V148H79L81 151H80V154H79V152H78V146H76V148L77 149H75V145H73V147H72V144H74ZM86 142V144L84 145V143ZM118 142V143H117ZM123 142H125V144H126V146H125V148H123V149H121L122 148V146H120V148H119V144H121V143H123ZM140 142V143H139ZM181 142H183V145L184 146H182V143ZM185 142V143H184ZM195 143V145H194V143ZM201 142H202V145H201ZM205 142V146L207 145V143ZM35 143H36V141H35ZM61 145H60V144ZM68 143V144H67ZM139 143V144H138ZM148 143L150 144V146L148 145ZM154 143V144H153ZM161 143V144H160ZM191 143H193L192 145H191ZM114 144H115V146H114ZM118 144V145H117ZM124 143H123V147H124V145H125ZM129 144H131V146H130V149L129 148H126ZM143 144L144 145H146L145 146V149H143V150H147L148 149V147H149V149H148V152L146 151V153L145 152H143V155H142V152H141V148L142 147H144L143 146ZM156 144V145H155ZM159 144V145H158ZM186 144H187V146H189V148L186 146ZM48 145V146H47ZM51 145V146H50ZM69 147H68V146ZM83 145V146H82ZM148 145V146H147ZM154 145H155V147H154ZM175 145V146H174ZM178 145V146H177ZM195 146V148H196V146H198V148H197V150L196 149H194L195 151H192L191 150V148H190V146ZM59 146V148H57ZM64 146V147H63ZM116 146H118V148L120 149H118ZM152 146H153V148H152ZM173 146V147H172ZM179 146H180V149H179V151L181 150V148H182V150L180 151L181 152V154L179 153V152H177L178 151V149L177 148H179ZM202 146V147H201ZM215 146H216V148H215ZM5 147V149H3ZM10 147V148H9ZM49 147H50V149L51 150H49ZM52 147L53 148H55V149H52ZM68 147V148H67ZM72 147V148H71ZM137 147V148H136ZM138 147H139V149H138ZM185 147L188 149L187 151H188V154H187V151H186V149H185ZM213 147L215 148V152L214 151H211L210 153H205V157L203 156V153H202V155H200V151H199V149H201V148H203L204 149V152L207 150V152H208V150L210 151V149H212L213 150ZM1 148H2V150H1ZM7 148V149H6ZM60 148L62 149V151H64V153H65V155H63V152L61 151V152H58L59 150H60ZM65 150H64V149ZM66 148H67V151H68V154H67V151H66ZM84 148V150H83V152H85V153H83V155H82V149ZM117 149V151H115L114 149ZM136 150H135V149ZM150 148L152 149V153L151 152H149V150H150ZM156 148L157 149H159L158 150V154H157V150H156ZM166 148V149H165ZM175 148V149H174ZM193 148V147H192ZM10 149H12L13 150V152H14V154H13V152L10 150ZM72 149L75 151L76 150V152L74 153V152H72ZM170 149V151H168ZM172 149H173V152H174V150H176V154H175V157L176 158H173V154L174 153H172ZM203 149H202V151H203ZM69 150H71V152H69ZM86 150V151H85ZM123 150H127L128 152H130L131 153V155H130V158L128 157L129 155H128V152H125V151H123ZM131 150H133L132 152H134V150H135V156H133V154H132V152H131ZM153 150H154V153H153ZM217 150V151H216ZM3 151H5V152H3ZM7 151V152H6ZM52 151V152H51ZM58 152V154H59V156H58V154H57V152ZM166 151H168V155L171 153V157L173 158H171V157H167V155H164V153L165 154H167V152ZM186 151V152H185ZM190 151H192L194 154H192L193 155V159L191 158L192 157V155L190 154ZM201 151V152H202ZM5 153L6 155L4 156V154L3 153ZM42 154H41V153ZM44 152H47V154H48V157H49V159H48V157H47V161H46V159H45V157H46V153H44ZM53 152H54V154H53ZM78 152V153H77ZM118 152V153H117ZM138 152H139V156L140 157H138L137 158V161H135L134 162V160L136 159V157L138 156ZM140 152H141V154H140ZM197 152H199V156H200V158H199V156H198V159H197V155L198 154H196ZM14 155V157H13V155ZM60 153L63 155H60ZM71 153H74V155L73 154H71ZM109 153V159H110V156H111V158H112V163L109 161V159H108V156H107V154ZM110 153H111V155H110ZM114 153V154H113ZM125 153H126V156H125ZM129 153V154H130ZM150 153V157L152 158V159H156L155 160V162H153V160H152V162H153V164H155V165H150L149 164V162H151V158H149V154ZM161 153H163V154H161ZM177 153L179 154V156L177 157ZM185 153V154H184ZM215 153V154H214ZM8 154H9V157H8V161L6 160H4V159H6V156H8ZM17 154H19L18 156H17ZM36 154V162H34V160H35V158H34V160L31 158V156L32 157H34V155ZM38 154V155H37ZM49 154H50V156H49ZM75 154H78V157H80L81 155V160L75 155ZM85 154H86V156H88V158H85L84 159V156H85ZM89 154H90V158H89ZM155 154H156V156L158 157L159 156V162L161 163V168H159L158 166H159V162H157L158 161V159L156 158V156H155ZM160 154H161V156H163L164 158H161L160 159ZM186 154L188 155V156H186ZM207 154V155H206ZM27 155H29V156H27ZM43 156V158H44V160H43V158H42V156ZM44 155H45V157H44ZM119 155H120V157H119ZM128 155V156H127ZM146 155V158H147V160L145 159V156ZM17 156V157H16ZM39 156H40V159L43 161V164H42V162L40 163V159H39ZM54 156V157H53ZM56 156V157H55ZM58 156V157H57ZM75 156V157H74ZM153 156H154V158H153ZM191 156V157H190ZM201 156H202V158H201ZM19 157H21V159L19 158ZM22 157H23V159H22ZM52 157H53V159H52ZM63 157V158H62ZM106 157H107V160H106ZM121 159L122 157H123V159H122V161L124 162H122L123 164V167H124V165H125V167H126V169L125 170H122L123 169V167H122V165H121V167L120 166H118L117 168H116V164H117V160L115 161V160H113L114 158H117L118 160H119V158ZM124 157H125V160H126V162H127V164H125L126 162L124 161ZM128 157V158H127ZM131 157H133L132 159H131ZM1 158H3V159H1ZM11 158H13V159H17V161L16 160H14V162L15 163H11V161L13 160V159H11ZM25 158H26V160H25ZM52 159V162H51V159ZM66 158V160L64 161V159ZM74 158H76V159H74ZM169 158V160H170V163L169 162H167L166 163V167H168V169H166L165 167H164V169L162 168L163 167V165L165 164V160L167 161V159ZM177 158H179V160H180V158H182L181 159V161L179 162V167H181V166H183V164H184V162L186 161V160H188V161H190L191 160V162H190V165H191V167H190V165H189V163H188V161L186 162V164L188 163V167H187V165H186V167H182L181 169L180 168H178L177 167V169H176V167H175V172H176V174H175V172H174V174H173V172H171L170 171V169L172 170V166H170V164H172V161L173 162H178V160H177ZM190 158V159H189ZM224 158V159H223ZM31 159L33 160V161H31ZM91 159V161H92V163L91 162H89V160ZM93 159H94V161H93ZM134 159V160H133ZM145 161H144V160ZM150 159V160H149ZM163 159H165L164 161H162ZM9 160H10V162H9ZM23 160V161H22ZM28 160V164H26V161ZM72 160V161H71ZM133 160V164H134V166L132 167V163H131V161ZM148 160H149V162H148ZM196 160H197V163H201V168H204L205 167V169H204V173L206 174V175H202V177H200V168L198 167V165H197V163H196V165H195V162H196ZM199 160V161H198ZM2 161V162H1ZM44 161H46L45 162V164H46V166H45V164H44ZM48 161L50 162V163H48ZM61 161V162H60ZM86 161V160H85ZM130 162V164H129V162ZM143 161V162H142ZM183 161V162H182ZM193 161H195L194 163H193ZM22 162H24V165L23 166H21V164H22ZM29 162L31 163L30 165H29ZM77 162V163H78ZM108 162H110L109 164H108ZM114 162H115V164H114ZM144 162H145V165H144ZM147 162H148V164H147ZM164 162V163H163ZM213 162V163H212ZM7 163H9V164H11L12 165V167H14V169L11 167H8L7 168V166L9 165H7L6 166V168H5V165L7 164ZM34 163V165H35V168H34V166H31L32 164ZM37 163H38V165H37ZM96 163V164H95ZM137 163V164H136ZM140 163H141V165L143 164L144 166H146V168H147V170H146V168H145V170L143 169V167L144 166H142V170L140 169V167H139V165H140ZM168 163H169V165H168ZM182 163V165L180 166V164ZM192 163H193V165H192ZM20 164V165H19ZM53 164V165H52ZM60 164V165H59ZM94 166V168H92V165ZM156 164H158L157 166H156ZM36 165H37V167H36ZM41 165V166H40ZM49 165V166H48ZM57 165V166H56ZM114 165V167H112V166ZM129 166V168H128V166ZM131 165V166H130ZM138 165V166H137ZM147 165H148V167H147ZM210 165V166H209ZM213 165V166H212ZM16 166V167H15ZM27 166V167H26ZM51 166V167H50ZM55 166V167H54ZM88 166L90 167L91 166V168H90V170L88 169ZM150 166H151V170H149L150 169ZM155 166V169L153 168ZM165 166V165H164ZM193 166V167H192ZM33 167V168H32ZM124 167V168H125ZM133 168V170H132V172H131V169ZM134 167L136 168H138V171H136L135 169H134ZM158 167V171H157V168ZM17 168H18V172H17ZM24 168V169H23ZM44 168V169H43ZM46 168V169H45ZM50 168V169H49ZM54 168V169H53ZM192 168H193V170H192ZM194 168H196V170L194 169ZM20 169H22V171L20 170ZM25 169H26V171H25ZM28 169V170H27ZM41 169V170H40ZM56 169H57V171H56ZM88 169V170H87ZM117 169V171L115 172L114 170H116ZM129 169H130V171H129ZM174 169V168H173ZM5 170L7 171V170H9V175L6 177V173H8V171L7 172H5ZM35 171L36 170V173L34 172V174L32 175V171ZM46 170V171H45ZM112 171V173H111V171ZM156 170V171H155ZM161 170V173H158L159 171ZM200 170V171H199ZM24 171H25V173H24ZM37 171H39V173L37 172ZM42 171V172H41ZM45 171V172H44ZM51 171H52V173H51ZM126 171V172H125ZM140 171V172H139ZM149 171V172H148ZM180 171V172H179ZM206 171H207V173H206ZM211 171H213V172H211ZM217 173H216V172ZM219 171V172H218ZM17 172V175H18V177L15 175V173ZM21 172V173H20ZM54 172H56L55 173V175H54ZM60 172V173H59ZM84 172H86V174H84ZM89 172V173H88ZM133 172H134V174L135 175H133ZM137 172L139 173L138 175H137ZM156 172V173H155ZM188 172V173H187ZM197 172H198V176L196 175L197 174ZM211 172V173H210ZM252 172V173H251ZM22 173H23V176H24V178H22L23 176H22ZM108 173H110V174H108ZM124 173H126L125 174V177H124ZM127 173H128V175H127ZM129 173L131 174V175H129ZM177 173H178V175H177ZM180 173H181V175H182V177L180 176ZM184 173L186 174L185 175V177L188 175V176H190L191 177V175L193 174V177L192 178H189L190 179V182H189V179H188V177H186V179L185 178H183V176H184ZM195 173V174H194ZM208 173H210L211 174V176H210V174H209V176H208ZM32 175V177L34 178V179H32V177L31 176H29V179H28V175ZM35 174H37V176L35 175ZM45 174V175H44ZM89 174L91 175V176H89ZM112 174V175H111ZM171 174V175H170ZM202 174H203V170H202ZM216 174V175H215ZM13 175V176H12ZM21 175V176H20ZM56 175H58V177L56 176ZM127 175V176H126ZM172 175H173V177H172ZM215 175V176H214ZM246 175H247V177H246ZM252 175L254 176V177H252ZM9 176H11V178H8ZM41 176V177H40ZM44 176V178H42ZM55 177V179L53 178V180H54V183H53V181H52V184H51V180L52 179H50L51 177ZM88 177V178H86V177ZM177 176H180V177H177ZM194 176H196V178H195V180H194ZM256 176V177H255ZM13 177H14V179H13ZM20 177V178H19ZM40 177V178H39ZM84 177V178H83ZM128 177H130L131 178V180L129 179L128 180ZM133 177V178H132ZM203 177L204 178H208V183H209V181L212 179V181H214L215 182V185H214V182L212 183V181H210V185H211V187H208L209 188V191H210V189H211V191H210V194L212 193V195H210V198L208 197V196H206L205 198H203V197H199V196H196V198H197V200L196 201H194V199H196L195 198V193L194 192H192L193 191V189H190V191L188 190L189 188L187 187V185H188V182H189V184L191 185L192 184V180H194L193 181V184H192V188H194V186H196V184L199 186V184H200V182L202 183V181L201 180H203ZM4 178H5V180H4ZM35 178H36V180H35ZM77 178V179H76ZM81 178H83V179H81ZM106 178H109L108 180H109V182H108V180H106ZM124 178H125V180H124ZM142 178H144V176L142 177ZM181 178H183V180L181 179ZM197 178H198V183H197ZM200 178H201V180H200ZM209 178H210V180H209ZM57 179V180H56ZM79 179V180H78ZM127 179V180H126ZM246 179V180H245ZM249 179V180H248ZM42 180V182H43V184H39V182ZM49 181L50 182V184H51V187H49L50 186V184H48L47 183V181ZM181 180V181H180ZM187 181V183L185 182V181ZM207 180V179H206ZM33 181V182H32ZM38 182V184H37V182ZM78 181H80V182H77ZM126 182L125 184H124V182ZM134 181V180H133ZM168 181H169V183H168ZM172 181V182H171ZM183 181H184V184H186V185H184V187L182 188V186H183ZM195 181H196V183H195ZM105 182V183H104ZM107 182V183H106ZM127 182H128V186L126 185L127 184ZM138 182V181H137ZM204 182L206 183L207 181H205L204 180ZM103 183H104V185H105V189L103 188L104 187V185H103ZM119 183V184H118ZM130 183V184H129ZM139 183H141V181H139ZM194 183H195V185H194ZM205 183L203 184V185H205ZM1 184V183H0ZM47 184V185H46ZM100 184V185H99ZM110 184V185H111ZM171 186V189H170V187H169V185ZM207 184V183H206ZM208 184V185H209ZM213 184V185H212ZM44 187H43V186ZM126 185V186H125ZM150 185V186H149ZM190 185H188V186H190ZM200 185H202V184H200ZM30 186H32V187H30ZM96 186V187H97ZM42 187H43V189H42ZM47 187H48V189H47ZM54 187V188H53ZM96 187H94L93 188V191L95 192L96 191ZM124 187H125V189H124ZM127 187V188H126ZM133 187H135L134 189H133ZM159 187V186H158ZM51 188H52V190H51ZM148 188V189H147ZM168 188V189H167ZM187 189V191H186V189ZM218 189V191H216V193L218 194L219 193V191H221L222 193H220V194H218L217 195V199H216V193H215V189ZM35 189H36V187H35ZM98 189H97V191H98ZM111 189V188H110ZM109 189V190H110ZM128 189V190H129ZM155 189V190H154ZM183 189V190H182ZM184 189H185V191H184ZM220 189V190H219ZM48 190H51V191H48ZM153 192H152V191ZM90 191H91V189H89V192H87V194L86 195H88L89 193H90ZM106 191V192H105ZM160 191V190H159ZM184 191V192H183ZM255 191H257L258 193H257V195H255ZM151 192H152V197H151ZM177 192V191H176ZM181 192H183V193H190V195H189V197L187 196H185L184 197V194L182 195V194H180ZM188 193V194H189ZM49 194V195H50ZM179 194H180V196H179ZM191 194H193V198H192V195ZM222 194V195H221ZM84 196V194H81V196H80V198H83V196ZM109 195V194H108ZM139 195V196H138ZM150 195V196H149ZM214 195H215V197H214ZM213 197H214V200H213ZM239 197V198H238ZM212 199V200H208V199ZM238 198V199H237ZM242 198V199H241ZM186 199H187V202H186ZM199 199H201V204L202 205H204V203H205V205H204V207L199 203L200 202V200ZM203 199L204 200H206V201H203ZM57 200H56V202H55V204H57ZM190 200H192V202H197V204L199 205H201L202 206V208H203V210L201 209V210H198L197 208H199V207H197V204H194L193 203V205H191L190 206V204H192V202H188V201H190ZM236 200V201H235ZM55 200H53V202H54ZM207 201L209 202V205H210V207H209V205H208V203H207ZM212 201V202H211ZM240 201V202H239ZM246 202V203H245ZM226 203V204H225ZM228 203V204H227ZM242 203H243V205H242ZM47 204H48V202H47ZM52 204V202H49V205H51ZM211 204H212V206H211ZM219 205H225V207H223V206H221V207H219L218 208V206ZM239 205V206H238ZM195 208H193V207ZM200 206V207H201ZM246 206H247V208H246ZM45 207V206H44ZM217 207V208H216ZM242 208V211L243 212H241V210H239L240 208ZM55 208H56V212H57V206H55ZM55 208L54 209H52V210H50L52 213H55ZM183 209H185L184 211H183ZM197 209V210H196ZM200 209V208H199ZM237 209V210H236ZM246 210H247V212H248V210H249V212L247 213L246 212ZM130 211H131V208H130ZM139 211V209L137 210V209H135V210H132V212L134 213H139L138 212ZM182 211H183V213L185 212L186 214H187V219H186V216H185V213L183 214L182 213ZM221 211V212H220ZM225 211V212H224ZM236 211H238V212H236ZM193 212V213H192ZM207 212H209V211H207ZM217 212H218V215H217ZM132 213V214H133ZM135 213H134V215H135ZM219 213H221V214H219ZM252 213H253V215H252ZM257 213H258V215H257ZM132 214H130V216L129 217H132ZM251 214V215H250ZM133 215V217H137V215H135L134 216ZM182 215V216H181ZM188 215H190V216H188ZM202 215V214H201ZM234 215V216H235ZM247 215H248V217H247ZM250 215V216H249ZM179 216H181V218L179 217ZM193 216V218H191ZM244 216H246L245 218H246V220L244 219ZM179 217V218H178ZM242 217H243V219H242ZM201 218V217H200ZM205 218L203 217V219L205 220ZM210 218H211V221H210ZM226 218V219H225ZM235 218V217H234ZM126 219H127V217H126ZM125 219V220H126ZM148 219L149 218H147L146 220H147V222H149V224L152 222H154V220H153V217H150V220L148 221ZM179 219V220H178ZM202 219V218H201ZM247 219H248V221H247ZM109 220L110 219H108V221H107V226L105 227V231H106V229H108V230H110V229H114V226H118L119 227V222L120 221H118V224H117V222H114V226H113V222H112V219L110 220V226H109ZM146 220H144V222L147 224V222H146ZM244 220V222L245 221H247V223L245 222V224H242L243 221ZM233 221H235L234 219H233ZM222 223V226L221 225H219V223ZM111 223H112V225H111ZM151 223V225L153 226V224ZM172 224V225H169V224ZM225 223V224H224ZM149 224H147V226L148 227H150V229H151V226H149ZM191 224H192V222H191ZM227 224V225H226ZM231 224V225H230ZM168 225V226H167ZM218 225H219V227L221 228V231H220V228L218 227ZM108 226H109V228H108ZM116 226V227H117ZM165 226V228H166V231L163 229V227ZM189 226H191L190 224H189ZM223 226H225V228L223 227ZM116 227H115V229H116ZM117 227V228H118ZM167 227H169V230H168V228ZM177 227V226H176ZM171 228V229H170ZM216 228V231L215 230H213V229H215ZM162 229V230H161ZM176 229V228H175ZM217 229H218V231H217ZM244 229H246V231L244 230ZM164 230V231H163ZM222 230H223V232H224V234H222ZM167 231H169V232H171V234L173 233V234H176V236H177V238H179V239H177V238H175V240H174V237L173 238H171L172 240H174V241H167V240H165V242H166V244H168V245H165V242L163 243V240L160 242V244H159V240H157V238L161 235V237H163L162 235H164V237H166L169 233L167 232ZM212 231H215V233L214 232H212ZM158 232H159V236H158ZM162 232H163V234H162ZM218 232V233H217ZM185 234H186V231H185ZM205 234H207V235H205ZM187 235V234H186ZM216 235V237H214ZM248 235V236H247ZM145 236V235H144ZM144 236L142 235V237L144 238ZM155 236H156V238H155ZM175 236V237H176ZM251 236V237H250ZM161 237H160V239H161ZM181 237H182V239H181ZM220 237H222V238H220ZM254 237V238H253ZM212 238V239H211ZM177 239V240H176ZM214 239H216V240H214ZM246 239H247V241H246ZM158 242H156V241ZM180 240H182V241H180ZM212 240H214V241H212ZM245 240V241H244ZM248 240H250V243L248 242ZM175 241H176V243H175ZM214 242V246H215V249H213V243L212 242ZM218 241V242H217ZM145 242H146V244H145ZM181 243L182 245H184L183 246V248L184 249H186L185 248V246L186 247H189V248H187L186 250L187 251H185L186 253H184V250H182L181 252H182V254H181V252L179 251V252H176L175 250L178 248L179 249V247L181 246V244L179 245L178 243ZM220 242V243H219ZM240 242H242V245H241V243ZM194 243V244H193ZM144 244H145V246H144ZM152 244V245H151ZM155 244V245H154ZM156 244L158 245V246H156ZM162 244H163V246H162ZM212 244V245H211ZM239 244V245H238ZM249 244V245H248ZM173 245H175V246H173ZM178 245V246H177ZM218 245H220V247L218 248ZM151 246H153L155 249H153V247H152V249H153V251H151ZM160 246V247H159ZM168 246V247H167ZM169 246H170V249H168L169 248ZM171 246L173 247V249H174V251H175V253H173V252H171L170 254H169V251L171 250ZM194 246V247H193ZM235 246V247H234ZM250 247V249H248L247 247ZM159 247V248H158ZM165 247H167V250H166V248ZM218 248V250H217V248ZM230 247H233L234 248V251L232 250L233 248H231V250H230ZM237 247V248H236ZM164 248V249H163ZM228 248V249H227ZM220 249H221V251H220ZM165 250V251H164ZM216 250V251H215ZM235 250H236V252H235ZM151 251V252H150ZM166 251H167V253H166ZM173 251V250H172ZM219 251V252H218ZM233 251V252H232ZM165 252V253H164ZM212 252H213V254H212ZM218 252V253H217ZM222 252V254H220ZM235 252V253H234ZM144 253V252H143ZM144 253V254H145ZM162 253H164V254H162ZM184 253V254H183ZM193 254L194 253V255H191V254ZM217 253V254H216ZM251 253V254H250ZM146 254H145V257H146ZM168 254L171 256H168ZM179 254V255H178ZM181 254V255H180ZM187 254V255H186ZM226 255V256H225ZM235 255V256H234ZM247 255V256H246ZM139 256V257H138ZM184 256H185V258H184ZM201 256V255H200ZM231 256H233V257H231ZM248 257L249 256V258H250V260H249V258H248V261H250V263L248 262L247 263V259H246V257ZM144 257V255H142V258ZM144 257V258H145ZM169 257V258H168ZM256 257V258H255ZM164 258V259H165ZM184 258V259H183ZM206 258H207V260H206ZM213 258V259H212ZM215 258H217L218 259V261H217V259L215 260ZM225 258H227V259H225ZM242 258H244V260H241ZM189 259V260H188ZM212 259V260H211ZM233 260V262H232V260ZM239 259V260H238ZM214 260V261H213ZM220 260V261H219ZM241 260V261H240ZM256 260V261H255ZM259 260H261V261H259ZM205 261H207L206 263H205ZM242 261H243V263H242ZM211 262V263H210ZM216 262V263H215ZM218 262V263H217ZM227 262V263H226ZM255 262V263H254ZM197 263V262H196ZM196 263H194V264H196ZM200 263V262H199ZM198 264V263H197ZM201 264V263H200Z\"/></svg>",
  "mask_w": 264,
  "mask_h": 264
},
{
  "label": "bare ground",
  "instance_id": "obj_2",
  "mask_svg": "<svg viewBox=\"0 0 264 264\" xmlns=\"http://www.w3.org/2000/svg\"><path fill=\"white\" fill-rule=\"evenodd\" d=\"M4 1H7V0H4ZM12 2L13 1H16V0H11ZM20 1L21 0H19V4H20ZM23 1V0H22ZM33 1V0H32ZM32 1H31V3H32ZM42 1H45V0H42ZM58 1V0H57ZM89 1V0H88ZM111 1V0H110ZM115 1V0H114ZM122 1V0H121ZM120 1V2H121ZM142 1V0H141ZM148 1V0H147ZM146 1V2H147ZM155 1V0H154ZM153 1V2H154ZM165 1H167V0H165ZM189 1V0H188ZM214 1V0H213ZM212 1V3L214 4V2ZM221 1V0H220ZM219 1V2H220ZM236 1V0H235ZM242 1V0H241ZM252 3H251V6L250 7H252V4H254V6H255V8H256V10H258V13H260L261 14V18L259 19V20H256L255 21V25H258V26H260L262 29L264 28V0H250ZM0 2H1V0H0ZM11 2V3H12ZM26 2H27V0H26ZM30 1H28V3H29ZM39 2H40V4H41V1L39 0ZM119 2V0L117 1V3ZM137 2V1H136ZM143 2H144V0H143ZM246 2H247V0H246ZM9 3V2H8ZM17 3V2H16ZM16 3H14V5L16 4ZM35 3V5H37V4H39L38 2H37V0L35 1L34 0V2H33V4ZM64 3V2H63ZM87 3V2H86ZM99 3V2H98ZM98 3H97V5L96 6H98ZM103 3V2H102ZM115 3H116V1H115ZM127 3V2H126ZM157 3V2H156ZM159 3H160V1H159ZM163 3V2H162ZM168 3V2H167ZM211 3V2H210ZM232 3V2H231ZM242 3H244V2H242ZM5 4H6V2H5ZM13 4V3H12ZM24 4H26L25 2H24ZM40 4L38 5L39 7H41L40 6ZM68 4V3H67ZM94 4V3H93ZM93 4H91V7H94L93 6ZM104 4H105V1H104ZM113 4V3H112ZM121 4H122V2H121ZM120 4V5H121ZM124 4V3H123ZM146 4V3H145ZM151 3H149V5H150ZM169 4V3H168ZM226 4V3H225ZM228 4H229V2H228ZM239 4V3H238ZM247 4H250V3H248L247 2ZM6 5H8L9 6V4H6ZM22 5H23V3H22ZM28 5V4H27ZM34 5V6H35ZM47 5V4H46ZM85 5H87V4H85ZM107 5V4H106ZM109 5H111V4H108V7H109ZM115 5V4H114ZM119 5V4H118ZM128 5H130V4H128ZM135 5H137V3H135ZM149 5H148V7H149ZM152 5H153V3H152ZM175 5V4H174ZM181 5V11H184L183 9H182V4H180ZM199 5V4H198ZM8 6H5V5H3V0H2V3H0V18L2 17V16H4L3 14L5 13V10L8 8ZM11 6V5H10ZM30 6V5H29ZM55 6V5H54ZM87 6H89V4L87 5ZM87 6H86V8H87ZM99 6H100V4H99ZM116 6V5H115ZM115 6H114V8H115ZM122 6H124V5H122ZM140 6V3H139V5H138V7ZM154 6H155V4H154ZM162 6V5H161ZM165 6V5H164ZM172 6V5H171ZM228 6V5H227ZM231 6V5H230ZM230 6H229V8H230ZM242 6H244V5H242ZM253 6V7H254ZM12 7V6H11ZM22 6H18V8H16L17 10H16V14H17V16H15V18H11V16L10 15H8V13H7V15L9 16V18H7V19H2V21H0V86H2V89H3V87H8V90L6 91V93H2L1 94V91H0V125L2 126V123L3 124H5V126H2L1 127V129H0V141L2 142V143H4V141L5 140H7V142H8V140L9 141H11L10 142V144H9V142H8V144L11 146V144H13L14 145V151L16 150V148H17V150H18V152H21L20 154H22V156L23 155H26V153L28 154L29 152H33V150L35 151V152H38V151H43L44 150V147H45V145L47 144V143H49V141H57V139H59L60 138V140L62 139V137H63V141L65 140V138H64V136H62V133L63 132H61V136L59 135V133L57 134L55 131H53V129H49V125L51 124V121L53 120V118H52V116H51V120L49 121L48 120V118H47V120L48 121H45V120H43L42 118L44 117L45 118V116L47 117V115H50V114H48V111H47V115H45L44 116V114H42V113H40V111L41 110H38L37 108H36V105L34 106H32V104H31V102H30V100H28L27 99V94H25V93H23V92H21L20 90H19V86H21V85H24L25 83L27 84V80L28 79H30L31 80V78L30 77H32V76H35L36 75V77H37V74L39 75V73L42 71V68L44 67V65H41L40 66V68H38V69H36V67H35V70L33 71V72H26L25 70L26 69H24L25 68V65H23V64H21V65H19V66H17V65H14L15 63H14V61L13 60H15V57H17V56H19L21 53H25V55H26V57H25V55L24 56H22V54L20 55V56H22L23 58H20V61H21V59L24 61V57H25V60L26 61H32V60H34L36 57H38V54L40 55V54H42L43 52H46L48 49H50L47 45L45 46L44 45V42H40L39 43V41L41 40V41H43L41 38L39 39V41L37 40V38H39V37H35V35L34 34H32V32H33V30H31L32 28L31 27H33V26H29L28 24H27V22H26V20H28V18H26V16H27V13H23L22 14V12H20V11H22L21 8ZM24 7V6H23ZM44 7H45V5H44ZM48 7H49V5H48ZM47 7V8H48ZM58 7H59V5H58ZM84 7V6H83ZM103 6H101V8H102ZM106 7V6H105ZM111 7V6H110ZM143 7H144V5H143ZM158 7V6H157ZM177 7V6H176ZM187 7V6H186ZM190 7V6H189ZM203 7V6H202ZM201 7V8H202ZM210 7H211V4H210ZM218 7H219V5H218ZM220 7H221V5H220ZM232 7V6H231ZM244 7H246V5L244 6ZM14 8V7H13ZM36 8V7H35ZM51 8V7H50ZM89 8H90V6H89ZM116 8H118V6L116 7ZM116 8L114 9V10H116ZM142 8V7H141ZM163 8V7H162ZM165 8V7H164ZM208 8V7H207ZM206 8V9H207ZM239 8V7H238ZM255 8H254V10H255ZM24 9H26L27 10V12H28V10H30L31 8H29L28 9V7L27 8H25L24 7ZM37 9V8H36ZM44 9V8H43ZM52 9H53V7H52ZM56 9V7L54 8V10ZM59 9V8H58ZM81 9H83V8H81ZM103 9L105 10V8L103 7ZM108 8H106V10H107ZM111 9H112V7H111ZM111 9H110V11H111ZM132 9V8H131ZM135 9L137 10V11H139L138 9L139 8H137V7H135ZM158 9H159V7H158ZM217 9V8H216ZM221 9V8H220ZM248 9V8H247ZM8 10H9V8H8ZM7 10V11H8ZM33 10H34V8H33ZM47 9H45V11H46ZM99 10H100V7H99ZM118 10V9H117ZM123 10V9H122ZM127 10V9H126ZM129 10V9H128ZM133 10H134V7H133ZM148 10V9H147ZM151 10H152V7H151ZM156 10V8L154 9V11ZM163 10V9H162ZM162 10H160V11H162ZM166 10H167V8H166ZM208 10V9H207ZM207 10H205L204 9V11H206L207 12ZM211 10H212V8H211ZM228 10H230V9H228ZM239 10V9H238ZM244 10H245V8H244ZM3 11H4V13H3ZM31 11V10H30ZM38 11H39V9H38ZM48 11H49V9H48ZM59 11V10H58ZM89 11H90V9H89ZM95 11L96 10H94V15H95ZM109 10L108 11H105V16L107 15L108 17L110 16V17H113L112 19L113 20H115V21H117V22H123V21H125L126 19H130V17H136V18H138L139 20H141V21H145V20H147V21H152L151 22V25L147 22V21H145L147 24H148V26L147 27H141V28H139V29H134V31L132 32V31H130L131 33H133V36H130L131 37V40H133V41H131V42H135V43H137V46H138V48L137 49H135L136 48V46L134 47V49L133 50H131V47H130V50H128V48H127V50L125 51V52H121L120 53V51L119 52H117L118 51V49L119 48H117V47H115V49H117L116 50V53H113V52H111V53H109V54H105V52L102 54V56H103V59H104V57H105V59H106V57H108L107 59H111V61H112V63H115V65L117 66V64L118 63H122V64H124L125 66H126V69H124L125 71H121L120 72V69H119V73L116 75V73H115V71H114V73L112 72V74H115V76H111V75H107V74H105V75H102L104 72H106L105 70H104V72H103V68H102V74L101 75H99V73H97V75L98 76H95V77H93V78H86V79H81L79 82H80V84L82 83V85H90V86H92L93 85V83L94 82H100V83H102V84H104L103 86H104V88H107L108 90H107V96H105L104 95V93H103V91H101L100 93H102V95L104 96L103 97V99H105V103L106 102H108V101H106V97H107V99H109V101H110V99H112L113 100V102H114V100H117L118 102H119V104H127L128 105V103L127 102H134V104H135V102H136V105H137V111H136V113H137V115L139 116V117H144L145 115H150V112L153 114V116L154 117H156V118H161L162 116H164L165 117V113H164V115H163V113L162 112H158V111H155L154 109H153V107L154 106H156V104H158L159 103V101H160V97L159 96H161V95H163L162 94V92H160V93H152V92H154V90H152V92H151V89H152V87L150 86V85H142V84H139L136 80L140 77L141 78V80H142V76H155V74L157 73V72H160L159 73V77H161V73H164V72H168V71H171L172 72V69H170V68H172V66L171 65H174L175 63L177 64H175L176 66H175V68L174 69H176L177 70V72L179 73V71L181 72H183L182 74H178L177 76H176V73H175V76L176 77H174V76H171V77H174L173 78V84H175V86H174V88L175 87H179V89L180 88H182V87H187V90L186 89H181L182 91H184L185 93H183L184 94V96H183V94H181V92L179 91V89L177 90L176 88L175 89H173V97H172V99L174 98V102L176 101V99L178 100V98L180 99V97L182 96V99H181V101H180V103H179V100H178V103H179V105L181 106V102H184L183 101V98H185V99H189L190 97H194V94H195V92H196V90L198 89V88H200V87H204V86H206L205 84H206V80H204L203 79V76L202 75H204V74H206V72L208 71L206 68L204 69V68H202V66L204 67V64L200 67H197L196 66V68L193 66V64L192 63H190L191 62V60H192V58L195 56H193L192 55V57L190 58V55H189V58H190V62H187V60H185V55L188 57V54H189V52L187 53V54H185V55H183V58H184V60L186 61H178L176 58H177V56L176 57H174L173 55H175V54H173V53H171V54H173V55H168V54H166V52L160 47V46H158V47H160V48H157V47H155V44L157 43V42H161V41H165V42H167L166 44H170V48L172 47V49L173 48H175V52H176V47L177 46H179L180 48H182V46L183 45H187L188 43H186L185 41H183L182 39H180L179 37H181V36H178L180 33H181V31L179 32V29L181 28H183V26H185L184 24H185V20H183L182 18H181V15H180V17H177V18H179V19H181V20H178L177 19V21H176V23L177 22H179V21H181L182 22V24H183V22H184V24H183V26H182V24H180V22H179V29L178 28H176V26H174V28H173V23H174V20H173V23L171 24L170 22H171V20H170V22H169V18H172V16L171 17H169V18H167L168 19V22H167V20L165 19H162V22L164 23V25H163V23H161L160 21H155V19H154V17L156 16V13H155V16H150L149 15V13L147 12V14L149 15H147V14H145V13H143V12H138V14L136 13V14H131V10L129 11V13L132 15H126L125 17H124V15H122L121 17L120 16H114V13H112V12H110ZM112 11H113V9H112ZM135 11V10H134ZM145 12H146V10H144ZM199 11H200V7H199ZM221 11V10H220ZM223 11V10H222ZM233 11V10H232ZM241 12H242V10H240ZM251 12H252V9L250 10ZM12 12H13V10H12ZM52 12H54V14H56V11H52ZM92 13H93V10L91 11ZM127 11H125V13H126ZM136 12V11H135ZM152 12V11H151ZM205 12V13H206ZM215 12V11H214ZM229 12V11H228ZM238 12L239 11H237V14H238ZM254 12V11H253ZM9 13H10V11H9ZM31 13H32V11H31ZM39 13V12H38ZM47 13V12H46ZM45 13V14H46ZM57 13H59V12H57ZM104 13V12H103ZM103 13H102V15H103ZM116 13V12H115ZM120 13H122L123 14V11L122 12H120ZM159 13V12H158ZM158 13H157V15H158ZM162 13V12H161ZM187 13V12H186ZM204 13V12H203ZM218 13V12H217ZM231 13V12H230ZM243 13V12H242ZM14 14H15V12H14ZM29 14V13H28ZM40 14H41V9H40ZM44 14V15H45ZM53 14V13H52ZM52 14H51V16H52ZM89 14H90V12H89ZM151 14V13H150ZM153 14H154V12H153ZM180 14H181V12H180ZM190 14V13H189ZM207 14H208V12H207ZM224 14V13H223ZM236 14V13H235ZM241 14V13H240ZM246 14V13H245ZM244 14V15H245ZM255 14H256V16H257V11H255ZM259 14V15H260ZM42 15V14H41ZM121 15V14H120ZM159 15H160V13H159ZM163 15V14H162ZM184 15V14H183ZM198 15H200V14H198ZM220 15L221 14H219V17H220ZM232 15V14H231ZM249 15H251V13L249 14ZM252 15H254L253 13H252ZM12 16H14L13 14H12ZM31 16V15H30ZM37 16V15H36ZM35 16V17H36ZM210 16H212V15H210ZM247 16V15H246ZM40 17V16H39ZM47 17V16H46ZM83 17V16H82ZM85 17H87V16H85ZM91 17V16H90ZM96 17V16H95ZM102 17V16H101ZM203 17V16H202ZM237 17V16H236ZM5 18V17H4ZM34 18V17H33ZM38 20H39V22H40V18H38V17H36ZM41 18H43L42 16H41ZM54 18V17H53ZM57 18V17H56ZM104 18V17H103ZM157 18V17H156ZM188 18V17H187ZM206 18H207V15H206ZM210 18V17H209ZM217 18H218V15H217ZM227 18H228V16H227ZM254 18H255V16H254ZM254 18L252 19V17H251V21L250 22H252V20H253V22L251 23V25L253 26V23H254ZM257 18H259V17H257ZM31 19V17L29 18V20ZM45 19V17L43 18V20ZM106 19H107V17H106ZM154 19V20H153ZM159 19H160V17H159ZM158 19V20H159ZM173 19V18H172ZM195 19V18H194ZM204 19H205V17H204ZM204 19H202V20H204ZM208 19V18H207ZM219 19V18H218ZM239 19V18H238ZM1 20V19H0ZM37 20V21H38ZM43 20H42V22H43ZM49 20V19H48ZM52 20V19H51ZM58 20V19H57ZM71 20V19H70ZM90 20V19H89ZM137 20V19H136ZM161 20V19H160ZM166 22V25H165V22ZM200 20V19H199ZM206 20V19H205ZM210 20H211V18H210ZM243 20H244V18H243ZM36 21V20H35ZM46 21H47V19H46ZM45 21V23L47 24V22ZM53 21V20H52ZM83 21V20H82ZM97 21H98V19H97ZM100 21V20H99ZM102 21V20H101ZM105 21V20H104ZM127 21V24H128V22H129V20H126ZM192 21H193V19H192ZM226 21V20H225ZM234 21H235V19H234ZM238 20H236L235 21V23L237 22ZM247 21V20H246ZM29 22H31V21H29ZM34 22V21H33ZM54 22H55V20H54ZM113 22V21H112ZM111 22V24H113ZM117 22H116V24H117ZM139 22V21H138ZM203 22V21H202ZM239 22V21H238ZM237 22V23H238ZM32 23V22H31ZM31 23H30V25H31ZM57 23V22H56ZM56 23H52V25H54V28H55V24ZM86 23V22H85ZM101 23H102V25H103V27H105L106 25H107V23H103V21L102 22H100L99 24L101 25ZM137 23V22H136ZM169 23V24H168ZM175 23V24H176ZM189 23H190V20H189ZM188 22H187V24H189ZM197 23H198V21H197ZM201 23V22H200ZM216 23V22H215ZM230 23V22H229ZM243 23V22H242ZM246 23V22H245ZM40 24V23H39ZM49 25H50V23H48ZM58 24V23H57ZM71 24V23H70ZM93 24H94V21H93ZM98 24V25H99ZM110 24V23H109ZM139 24V23H138ZM143 24V23H142ZM191 24V23H190ZM189 24V25H190ZM214 24V23H213ZM222 24V23H221ZM223 24H224V21H223ZM226 24V23H225ZM232 24V23H231ZM230 24V25H231ZM248 24V23H247ZM247 24H243L245 27L247 26ZM45 25V24H44ZM51 25V26H52ZM59 25V24H58ZM61 25V24H60ZM59 25V26H60ZM90 25V24H89ZM96 25V24H95ZM135 25V24H134ZM177 25V27H178V24H176ZM228 25V24H227ZM35 26H36V24H35V22H34V28H35ZM64 26V25H63ZM80 26H81V24H80ZM87 26V25H86ZM94 26V25H93ZM111 26V25H110ZM109 26V27H110ZM117 26H119V24L117 25ZM181 26V27H180ZM202 26V25H201ZM210 26V25H209ZM239 26V25H238ZM237 26V27H238ZM244 26H243V28H244ZM250 26V25H249ZM88 27V26H87ZM97 27V26H96ZM122 27V26H121ZM126 27V24H125V26H124V28ZM137 27V26H136ZM187 27H188V25L186 26V30L188 31V29H187ZM192 27V26H191ZM195 27V26H194ZM203 27V26H202ZM205 27V26H204ZM228 27H230V26H228ZM234 27H235V25H234ZM248 27V26H247ZM38 27H36V31L40 28V30L43 28V26L42 27H39L38 29H37ZM51 28H53V27H51ZM81 28V27H80ZM98 28V27H97ZM96 28V29H97ZM102 28V27H101ZM111 28V27H110ZM133 28V27H132ZM201 28V27H200ZM220 28V27H219ZM218 28V29H219ZM222 28H223V26H222ZM225 28H226V26H225ZM256 28V27H255ZM45 29V28H44ZM63 28H61V30H62ZM86 28L85 27H83V30H85ZM91 29V28H90ZM127 30H128V28H126ZM131 29V28H130ZM175 30V33L177 32L178 34H176L175 35V33H174V30ZM176 29H177V31H176ZM204 29V28H203ZM202 29V30H203ZM207 29V28H206ZM230 29V28H229ZM250 29V28H249ZM251 29H252V27H251ZM251 29H250V33H251ZM55 30H56V28H55ZM60 30V31H61ZM94 30V29H93ZM103 30V29H102ZM133 30V29H132ZM192 30H193V27H192ZM201 30V31H202ZM213 30V29H212ZM215 30V29H214ZM239 30V29H238ZM244 30V29H243ZM243 30H242V32H243ZM257 30V29H256ZM255 30V31H256ZM45 32H47L48 30H44ZM43 31V32H44ZM49 31H51V29H49ZM90 31V30H89ZM119 31V30H118ZM225 31H226V29H225ZM224 31V32H225ZM232 31V30H231ZM235 31V30H234ZM253 31V30H252ZM258 31H259V29H258ZM262 31L263 30H260V33H262ZM12 32V34L13 33H15V35L11 38L10 36H12L11 34L9 35V37H8V34L9 33H11ZM65 32V31H64ZM81 32H83L82 30H81ZM120 32H121V30H120ZM200 32V31H199ZM219 32V31H218ZM217 32V33H218ZM223 32V33H224ZM237 32V31H236ZM245 32V31H244ZM247 32V31H246ZM264 32V31H263ZM41 33V32H40ZM53 33H54V31L52 32V35H53ZM93 33H95V32H93ZM98 33H100V30H99V32ZM118 33V32H117ZM123 33V32H122ZM205 33V32H204ZM216 33V32H215ZM238 33H239V31H238ZM237 33V34H238ZM241 33V32H240ZM239 33V34H240ZM248 33V32H247ZM38 34H39V30H38ZM49 34H51L50 32H49ZM57 34V33H56ZM58 34H59V31H58ZM126 34H127V32H126ZM191 34V28H190V32H189V35ZM193 34V33H192ZM191 34V35H192ZM249 34V33H248ZM252 34V33H251ZM250 34V35H251ZM43 35H45V33H43ZM69 34H67V36H68ZM73 35H75V33L74 34H72V36ZM77 35V34H76ZM89 35V34H88ZM95 35V34H94ZM93 35V36H94ZM97 36H98V34H96ZM119 36H115L114 38L115 39H117V41H118V39H123V38H125V37H122L121 35H120V33L118 34ZM184 35H185V30H184ZM188 35V34H187ZM242 36H243V34H241ZM240 35V36H241ZM50 35H48V37H49ZM70 36V35H69ZM106 36V35H105ZM112 36H114L113 35V33H112ZM177 36H178V38H177ZM218 36V35H217ZM223 36V35H222ZM234 36V35H233ZM244 36H245V34H244ZM255 36V35H254ZM262 36V35H261ZM43 37V36H42ZM45 37V36H44ZM55 37V36H54ZM75 37V36H74ZM74 37H72L73 39H74ZM91 37V36H90ZM109 37V36H108ZM107 37V40L109 39ZM129 37V38H130ZM146 37H148V39H146ZM185 37V36H184ZM204 37V36H203ZM219 37V36H218ZM221 37V36H220ZM230 38H231V35L229 36ZM250 37H253V36H250ZM259 36H257V39H254L255 37H253V40H255V46H256V43H262V42H264V38H263V36L261 37V38H258ZM70 38H71V36H70ZM85 38V37H84ZM100 38V37H99ZM187 38L189 39V42H190V38L187 36ZM192 38V37H191ZM196 38V37H195ZM194 38V39H195ZM202 38V37H201ZM238 38V37H237ZM245 38H247V36H245ZM76 39V38H75ZM90 39V38H89ZM185 40H187L186 38H184ZM213 39H214V37H213ZM47 40H48V38H47ZM50 40H51V38H50ZM49 40V41H50ZM52 40H53V42L51 41V42H49V44L50 43H54V40L55 39H53L52 38ZM56 40H58V38H56ZM113 40V39H112ZM111 40V41H112ZM127 40V42L128 41H130V40H128V39H126ZM196 41H197V43H199V42H201L200 41V39H199V41H198V38L197 39H195ZM222 40V39H221ZM240 40L241 39H239V42H240ZM243 40V39H242ZM248 40H250L249 38H248ZM253 40L252 41H249V43L251 42V45H250V47L253 45L252 44V42H253ZM87 41V40H86ZM101 41V40H100ZM103 41V40H102ZM109 41V40H108ZM110 41V42H111ZM191 41H193V38L191 39ZM211 41V40H210ZM213 41V40H212ZM228 41H229V39H228ZM231 41H232V39H231ZM244 41V40H243ZM247 41V40H246ZM246 41H244V43L246 42ZM4 42H6L7 44L6 45H8L7 47L6 46H3L4 44ZM46 42V41H45ZM70 42V41H69ZM93 42H94V39H93ZM105 42V41H104ZM187 42H188V40H187ZM215 42V41H214ZM56 43V42H55ZM106 43V42H105ZM113 43V42H112ZM194 43H195V41H194ZM204 43V42H203ZM220 44L222 43V41L221 42H219ZM243 43V44H244ZM248 43V42H247ZM59 44V43H58ZM89 44H92L91 42H89ZM115 44V43H114ZM125 44H126V42H125ZM158 44H160V43H158ZM165 44V47L167 46ZM193 44V43H192ZM212 44H215V43H212ZM223 44V43H222ZM222 44H221V46H222ZM224 44H225V42H224ZM223 44V46H225ZM228 44H229V42H228ZM230 44H231V47H232V42H230ZM229 44V45H230ZM236 44H237V42H236ZM235 44V45H236ZM264 44V43H263ZM20 45V46H19ZM57 45V44H56ZM93 45V46H92ZM91 46H92V49L94 48V49H96L95 48V46H97L96 44H92ZM100 45H101V43H100ZM106 45V44H105ZM116 45V44H115ZM122 45H123V43H122ZM134 45V44H133ZM182 45V46H181ZM199 45V47H197V45L196 44H194V47H193V49H192V51H193V53H195L196 55L197 54H199V53H201V51H202V49L200 48V44H198ZM203 45H205V44H203ZM202 45V46H203ZM261 45V44H260ZM2 46L4 47V48H2ZM51 46H52V44H51ZM79 46V45H78ZM103 46V45H102ZM112 46H113V44H112ZM156 46H157V44H156ZM163 46V45H162ZM189 46H191V44H189ZM221 46H220V48H219V50L221 49ZM228 46V45H227ZM234 46V45H233ZM255 46H253L254 48H255ZM18 47V48H17ZM58 47V46H57ZM66 48H67V46H65ZM69 47H71L70 45H69ZM184 47V46H183ZM211 47H213V46H211ZM229 47V46H228ZM239 47V46H238ZM263 48H264V46H262ZM261 47V48H262ZM98 48V47H97ZM100 48V47H99ZM110 48V47H109ZM124 48V47H123ZM180 48H179V50H180ZM234 48V47H233ZM232 48V49H233ZM236 48V47H235ZM241 48H242V46H241ZM247 48H248V46H247ZM257 48V47H256ZM262 48V49H263ZM57 50H60V48L58 49V48H56ZM61 49H62V47H61ZM64 49V48H63ZM62 49V51L64 52V53H66L67 51H64ZM111 49H112V47H111ZM167 49V48H166ZM168 49H169V47H168ZM250 49V48H249ZM248 49V50H249ZM55 50V49H54ZM81 50V48L78 50V49H76V55H77V52H79ZM86 50V49H85ZM91 50V49H90ZM107 50V49H106ZM124 50H125V48H124ZM153 50V54H154V52L155 53H157V54H160L161 55V61H153V59H152V57H151V59H152V61H149L148 62V64H147V67H145V68H143V69H138V67H136L135 66V64H133V59H136L137 58V56H138V54L139 53H144V52H148V51H152ZM177 50H178V48H177ZM184 51H185V49H183ZM187 50V49H186ZM204 50H205V48H204ZM212 50H215V47H214V49H212ZM238 50H239V48H238ZM247 50V51H248ZM255 50V49H254ZM82 51H83V49H82ZM96 51V50H95ZM98 51V50H97ZM123 51V50H122ZM183 51V52H184ZM190 51H191V48H190ZM225 51V50H224ZM247 51H245L246 52V54H247ZM256 51V50H255ZM70 52V51H69ZM86 52V51H85ZM167 52H168V50H167ZM170 52H171V50H170ZM174 52V51H173ZM181 52V51H180ZM182 52V53H183ZM217 52H219L218 50H217ZM253 52V51H252ZM259 52H260V48H259ZM263 52H264V50H263ZM50 53V52H49ZM62 53V52H61ZM149 53H151V52H149ZM206 53V52H205ZM207 53H208V51H207ZM222 53V52H221ZM231 53H233V52H231ZM243 53V52H242ZM254 53V52H253ZM46 53H44V55H45ZM51 54H52V52H51ZM50 54V55H51ZM55 54V53H54ZM54 54H53V56H54ZM82 54V52H80V55ZM88 54H89V52H88ZM88 54H87V56H88ZM148 54V53H147ZM170 54V53H169ZM213 54H214V52H213ZM220 54V53H219ZM239 54V53H238ZM245 54V53H244ZM255 54L257 55V53L255 52ZM73 55H75V54H73ZM83 55H86L85 53H83ZM94 55V54H93ZM98 55V54H97ZM149 55V54H148ZM159 55V56H160ZM201 55H202V53H201ZM229 55V54H228ZM235 54H233V56H234ZM237 55V54H236ZM243 55V54H242ZM259 55V54H258ZM262 55H263V53H262ZM102 56H99V58H102ZM144 56H145V53H144ZM212 56V55H211ZM245 56V55H244ZM248 55H246V57H247ZM46 57V56H45ZM90 57V58H89ZM89 57H86V59H88L89 58V62H87V63H89L88 65H89V67H90V65L94 62V61H97V58L96 57H93V56H91V55H89ZM140 57H141V55H140ZM150 57V56H149ZM155 57V56H154ZM179 57H180V59H181V56L179 55ZM179 57H178V59H179ZM199 57V56H198ZM203 57V56H202ZM213 57V56H212ZM250 57V56H249ZM255 57V56H254ZM42 58H43V56H42ZM42 58H41V60H42ZM69 58V57H68ZM81 58H82V56H81ZM81 58H79V56H78V58L77 59H75V60H79V61H82V59ZM156 58H158V56L156 57ZM183 58H182V60H183ZM231 58H232V56H231ZM238 58V57H237ZM242 58V57H241ZM17 59H18V57H17ZM17 59H16V61H17ZM39 59H40V57H39ZM54 59H55V57H54ZM54 59L52 60V58H51V60L54 62ZM57 59H58V56H57ZM62 59V58H61ZM85 59V60H86ZM197 59V58H196ZM199 59V58H198ZM207 59V58H206ZM229 59H230V57H229ZM48 60V59H47ZM83 60H84V58H83ZM200 60V59H199ZM204 60H205V58H204ZM211 60H212V58H211ZM232 60V59H231ZM246 60V59H245ZM18 61H19V59H18ZM45 61V60H44ZM135 61V60H134ZM197 61V60H196ZM195 60H194V64H195V62H196ZM213 61V60H212ZM238 61V60H237ZM242 61V60H241ZM250 61H252V62H254V63H256V65L258 64V65H262L263 67H264V56H262L261 58H259V59H257V57H256V59L254 60H250ZM22 62V61H21ZM36 62H37V59H36ZM36 62H34V63H36ZM59 62V61H58ZM58 62H56V67L57 66H59V63L61 62L62 63V60H60V62L58 63ZM69 62V61H68ZM72 62V61H71ZM145 62V61H144ZM199 62V61H198ZM201 62V61H200ZM27 63V62H26ZM33 63V62H32ZM41 63H42V61H41ZM50 63V62H49ZM86 63V62H85ZM87 63H86V65H87ZM212 63V62H211ZM245 63V62H244ZM247 63H248V61H247ZM254 63H251V65L253 64L254 65ZM18 64V63H17ZM25 64V63H24ZM31 64V62L29 63V65ZM109 64V63H108ZM199 64V63H198ZM215 64V63H214ZM27 65H28V63H27ZM51 65H55V64H52L51 63ZM71 65V64H70ZM82 65V64H81ZM92 65H94V64H92ZM137 66H138V64H136ZM145 65V64H144ZM255 65V66H256ZM33 66V65H32ZM32 66H31V68H32ZM38 66H39V64H38ZM46 66V65H45ZM108 66V65H107ZM120 66H121V64H120ZM208 66H210V64L208 65ZM52 67V66H51ZM55 67V66H54ZM65 67V66H64ZM84 67V66H83ZM118 67H119V65H118ZM123 67V66H122ZM194 67V68H193ZM205 67H207V66H205ZM254 67V66H253ZM262 67V68H263ZM48 68V66L45 68V69H47ZM78 68H80V67H78ZM85 68V67H84ZM83 68V69H84ZM214 68V67H213ZM216 68H217V66H216ZM33 69V68H32ZM44 69V72H46V70ZM55 69V68H54ZM59 68H57V70H58ZM82 69V68H81ZM91 69V68H90ZM98 69V68H97ZM208 69H210L211 70V68L209 67ZM218 69V68H217ZM51 70V69H50ZM60 71H61V67H60V69H59ZM58 70V71H59ZM74 70V69H73ZM99 70V69H98ZM101 70V69H100ZM109 70H110V68H109ZM246 70V69H245ZM252 70V69H251ZM32 71V70H31ZM62 71L64 72V70L62 69ZM70 70L68 69V72H69ZM72 71V70H71ZM71 71L69 72V73H71ZM85 71H86V69H85ZM90 71H92V70H90ZM112 71V70H111ZM250 71V70H249ZM263 71V70H262ZM54 72H55V70H54ZM77 72V71H76ZM80 72V71H79ZM78 72V73H79ZM88 72H89V69H88ZM109 72V71H108ZM107 72V73H108ZM173 72H175V71H173ZM246 72V71H245ZM47 73V72H46ZM49 73H50V71H49ZM56 73H57V71H56ZM72 73H73V71H72ZM90 73V72H89ZM93 73V72H92ZM92 73H91V75H92ZM211 73V72H210ZM213 73V72H212ZM216 73V72H215ZM247 73V72H246ZM48 74V73H47ZM59 75H60V72L58 73ZM158 74V73H157ZM168 74V73H167ZM263 74V73H262ZM51 75V74H50ZM90 75V76H91ZM171 75H172V73H171ZM208 75H210L209 73H208ZM213 75H214V73H213ZM42 76H43V74H42ZM41 75H40V79H41V77H42ZM52 76V75H51ZM76 76V75H75ZM131 76V78H133L134 79V81H132L131 83H129V84H124V80L126 79V78H128L129 79V77ZM165 76H166V73H165ZM263 76H264V74H263ZM54 77L56 78V76L54 75ZM58 77V76H57ZM63 77H65L66 78V80H67V78L69 77V74H64L63 75ZM77 77V76H76ZM81 77H82V75H81ZM84 77H85V75H84ZM164 77V76H163ZM168 77H169V74H168ZM248 77V76H247ZM252 77V76H251ZM254 77L255 76H253L251 79H253L254 80ZM34 78V77H33ZM45 78V77H44ZM60 78H62V77H60ZM79 78H80V76H79ZM78 78V79H79ZM206 78V77H205ZM216 78V77H215ZM248 78H250V77H248ZM36 79V78H35ZM75 79V78H74ZM77 79V80H78ZM96 79H97V81H96ZM213 79V78H212ZM257 79V78H256ZM29 80V81H30ZM53 80H54V78H53ZM60 80V79H59ZM65 80V81H66ZM171 81H172V79H170ZM192 80H195V82L190 86V84L192 83ZM207 80H208V77H207ZM211 80V79H210ZM216 80H217V78H216ZM252 80V81H253ZM60 81H62V80H60ZM72 81H73V79H72ZM126 81V80H125ZM130 81H131V79H130ZM143 81V80H142ZM170 81V83H172ZM189 81H191V83H189ZM209 81V80H208ZM215 81V80H214ZM220 81V80H219ZM218 81V82H219ZM258 81V80H257ZM38 82H39V78H38ZM41 82H42V79H41ZM46 82H47V80H46ZM52 82V81H51ZM57 82H59V81H57ZM221 82V81H220ZM255 82V81H254ZM43 83H45V81L43 80ZM65 83V82H64ZM69 83V82H68ZM140 83H141V81H140ZM169 83V78H163V79H158V78H156V79H154V85H155V87H157V89H159V91H161V88L165 85V84H168ZM257 83V82H256ZM33 84V83H32ZM57 84H60V83H57ZM57 84H54L55 85V87L54 88H56V85ZM79 84V85H80ZM96 84H98V83H96ZM96 84H95V86H96ZM102 84H100V88H103V87H101V85ZM28 85V84H27ZM30 85H31V83H30ZM35 85H36V83H35ZM38 85V84H37ZM69 85V84H68ZM72 85V84H71ZM76 84H74V86H75ZM105 85L107 86V87H105ZM261 85H264L263 83H261ZM261 85H260V87H261ZM42 86V85H41ZM48 86V85H47ZM73 86V85H72ZM73 86V87H74ZM166 86V85H165ZM208 86H209V84H208ZM219 86V85H218ZM252 86V85H251ZM45 87H46V85H45ZM52 87V88H53ZM78 87V86H77ZM80 87H81V85H80ZM85 87H87V86H85ZM170 87H171V85H170ZM169 87V88H170ZM214 87V86H213ZM22 89L24 88V87H21ZM37 88H38V86H37ZM49 88H50V86H49ZM82 88V87H81ZM95 88V87H94ZM149 88H151L150 90H149ZM251 88H253V87H251ZM7 89V88H6ZM41 89V88H40ZM40 89L39 90H37V92L38 91H40ZM48 89V88H47ZM83 89H84V86H83ZM90 89V88H89ZM172 89V88H171ZM170 89V90H171ZM259 89V88H258ZM263 89H264V86H263ZM0 90H1V88H0ZM4 90H5V88H4ZM26 90H27V88H26ZM42 90V89H41ZM62 90H64V89H62ZM69 91H70V93H71V90L70 89H68ZM74 90H75V87H74ZM97 90V88L96 89H94V92ZM103 90V89H102ZM148 90L151 92V94L148 92ZM167 90H168V87H167ZM187 92H186V91ZM204 90V89H203ZM223 90V89H222ZM23 91V90H22ZM29 91H30V89H29ZM28 91V92H29ZM36 90H34V92H35ZM49 91V90H48ZM52 91H54V89H52ZM57 91L59 92V86H58V88H57ZM68 91V92H69ZM79 91H80V93H81V91L82 90H80L79 89ZM87 91H88V89H87ZM87 91L85 92V89H84V91L82 92V95H83V93L85 92V94L87 93ZM155 91H157L156 90V88H155ZM214 91H215V89H214ZM217 91H218V89H217ZM260 91H261V89H260ZM3 92V91H2ZM45 92H47V91H45ZM91 92V91H90ZM149 94H148V93ZM164 92V91H163ZM169 92V91H168ZM262 92V91H261ZM263 92H264V90H263ZM33 93V92H32ZM49 93V92H48ZM105 93H106V91H105ZM166 93H167V91H166ZM215 93V92H214ZM218 93H219V91H218ZM31 94V93H30ZM38 94V93H37ZM52 94H53V92H52ZM56 94V93H55ZM58 95H60V92L59 93H57ZM67 94V96H68V94L69 93H66ZM75 94H76V90H75ZM78 94H79V92H78ZM98 94V96H99V92L97 93ZM96 94V95H97ZM172 94V93H171ZM197 94V93H196ZM195 94V95H196ZM198 94H200L199 93V91H198ZM207 94V93H206ZM27 95V96H26ZM51 95V94H50ZM49 95V96H50ZM57 95V96H58ZM77 95V94H76ZM89 95V94H88ZM203 95V94H202ZM208 95H209V93H208ZM208 95H206V96H208ZM259 95H261V93L259 94ZM264 95V94H263ZM39 96V95H38ZM38 96H36V93H35V97L37 98ZM97 96V99H95V100H98L99 99V97L101 98V96H99L98 97ZM224 96V95H223ZM254 96V95H253ZM258 96V95H257ZM40 97H42L41 96V94H40ZM73 97V96H72ZM79 97V96H78ZM93 97V96H92ZM170 97V96H169ZM210 97V96H209ZM209 97L208 98H206L207 100H209ZM218 97V96H217ZM44 98H45V95H44ZM47 98V97H46ZM45 98V100H47ZM52 98V97H51ZM61 98V97H60ZM167 98H168V96H167ZM214 98V97H213ZM259 98V97H258ZM31 99H32V97H31ZM33 99H35L34 98V96H33ZM42 99V98H41ZM53 99H54V96H53ZM58 99V98H57ZM75 99V98H74ZM103 99H101V102L103 103L104 101H102ZM193 99V98H192ZM202 99V98H201ZM205 98H204V103H205V101H207ZM253 99V98H252ZM255 99V98H254ZM7 101V103L6 104H3V102L4 101ZM39 100V99H38ZM55 100H56V98H55ZM55 100H53L52 101V99H51V101H52V103L55 101ZM68 100V99H67ZM72 100V99H71ZM83 100H85V98L83 97ZM88 100V99H87ZM162 100H164V98L162 99ZM162 100H161V102H162ZM212 99H210V101H211ZM220 100V99H219ZM224 100V99H223ZM256 100V99H255ZM260 100V99H259ZM262 100H264V97H263V99ZM5 101V102H6ZM41 101V100H40ZM59 103L58 104H60L61 103V99H59ZM75 101V100H74ZM77 103L79 104V100L77 99ZM187 101V100H186ZM32 102H34V101H32ZM42 102V101H41ZM49 102V101H48ZM56 102H57V100L55 101V104H56ZM97 102V101H96ZM112 102V101H111ZM177 102V101H176ZM189 102V101H188ZM208 103H209V101H207ZM213 102H214V100H213ZM218 102H220V101H218ZM261 102V101H260ZM37 103V102H36ZM80 103H84V101H80ZM92 103V102H91ZM95 103V102H94ZM163 103V102H162ZM161 103V104H162ZM190 103H192V102H190ZM189 103V104H190ZM193 103H194V101H193ZM221 103V102H220ZM48 105H49V103H47ZM47 104H45L44 105V103L42 102L41 103V105H44L42 108H46V110H49V108H51L52 107V105L49 107ZM50 104H51V102H50ZM54 104V103H53ZM87 104H88V102H87ZM167 104H168V102H167ZM167 104H165V106L167 105ZM197 104V103H196ZM222 104V103H221ZM69 105V104H68ZM85 105H86V103H85ZM98 105V102H97V104H96V106ZM116 105V104H115ZM159 105V104H158ZM169 105H170V103H169ZM172 105V104H171ZM192 105V104H191ZM208 105V104H207ZM218 105V104H217ZM30 106H32V108H31V110L33 111V108H35V110H36V115L37 114H39L40 116H35L34 114H35V110L33 111V113H31L30 112ZM40 106V105H39ZM56 106V105H55ZM73 106V105H72ZM78 106V105H77ZM91 106V105H90ZM95 106V107H96ZM108 106H109V102H108ZM107 106V107H108ZM111 106V105H110ZM117 106V105H116ZM115 106V107H116ZM122 106V108L124 107V105H119V107H121ZM168 106V105H167ZM179 106V107H180ZM186 106V105H185ZM190 106V105H189ZM189 106H188V108H189ZM200 106V105H199ZM41 107V106H40ZM39 107V108H40ZM94 107V106H93ZM94 107V108H95ZM106 107V106H105ZM131 107V106H130ZM129 107V108H130ZM134 107H135V105H134ZM173 107H174V111L175 112H180L182 109L181 108H175V106H174V104H173V106H171V109H173ZM183 107V106H182ZM195 107V104H193V106L191 107V109L192 108H194ZM196 107H198V106H196ZM205 107V106H204ZM212 107V106H211ZM14 108V109H13ZM16 108V109H15ZM60 108V107H59ZM63 108V107H62ZM85 108V107H84ZM92 108V107H91ZM93 108V109H94ZM98 108V107H97ZM114 108V107H113ZM112 108V109H113ZM187 108V107H186ZM206 108H207V106H206ZM262 108H263V106H262ZM52 109V108H51ZM53 109H54V107H53ZM102 109H103V112H106V108L104 109V107H103V105H102ZM108 109H109V107H108ZM134 110H135V108H133ZM190 109V110H191ZM201 109H202V106H201ZM204 109V110H203ZM202 109V111H205V112H207L208 113V111L207 110H205V108H203ZM209 109V108H208ZM227 109V108H226ZM29 110V111H28ZM55 110V109H54ZM91 110V109H90ZM105 110V111H104ZM110 110V109H109ZM116 112H117V107H116ZM121 109H118V112L120 111ZM124 110H128V109H124ZM129 110H131V109H129ZM166 110H167V108H166ZM189 110V109H188ZM199 110H200V108H199ZM258 110V109H257ZM70 111H72L71 109H70ZM85 111H87V110H85ZM108 111V110H107ZM184 110H182V112H183ZM192 111H193V109H192ZM260 111V110H259ZM262 111H264L263 109H262ZM6 112H8V113H6ZM41 112H44V109H43V111H41ZM46 112V111H45ZM49 112H50V110H49ZM57 112H58V110H57ZM68 112V111H67ZM84 112V111H83ZM83 112H82V115H83ZM102 112V113H103ZM108 112H110V111H108ZM114 112V111H113ZM125 112V111H124ZM182 112H181V114H182ZM185 112H186V110H185ZM194 112V111H193ZM201 112V111H200ZM216 112V111H215ZM51 113V112H50ZM72 113V112H71ZM87 113V112H86ZM88 113H89V111H88ZM127 113L129 114V112L127 111ZM136 113H135V115H136ZM168 113H169V111H168ZM168 113L166 114V116L168 115ZM172 113H173V111H172ZM172 113H171V115H172ZM187 113V112H186ZM189 113V112H188ZM192 113V112H191ZM199 113V112H198ZM203 113V112H202ZM222 113V112H221ZM226 113V112H225ZM262 113V112H261ZM54 114V113H53ZM60 114H61V112H60ZM59 114V115H60ZM81 114V113H80ZM131 114V113H130ZM132 114H134V112L132 113ZM175 114V113H174ZM173 114V115H174ZM178 113H176V115H177ZM66 115V114H65ZM85 115V114H84ZM113 115H114V113H113ZM125 115V114H124ZM134 115V116H135ZM148 115V116H149ZM170 115V114H169ZM168 115V116H169ZM179 115H180V113H179ZM184 115V114H183ZM202 115V114H201ZM203 115H205L204 113H203ZM209 115V114H208ZM219 115V114H218ZM223 116H224V114H222ZM221 115V116H222ZM54 116V115H53ZM55 116H57V114H55ZM54 116V117H55ZM74 116H76V114H74ZM105 116H106V114H105ZM107 116H109V115H107ZM126 116V115H125ZM147 116V119L148 118H150V117H148ZM168 116H167V118H168ZM68 117V116H67ZM112 117V116H111ZM121 117V116H120ZM119 117V118H120ZM130 117V116H129ZM133 117V116H132ZM153 117V118H154ZM163 117V118H164ZM171 117V116H170ZM184 117V116H183ZM183 117L181 116V118H182V120H183ZM212 117V116H211ZM214 117H216V116H214ZM58 118H59V120H60V116H58ZM61 118H62V116H61ZM78 118V117H77ZM145 118V117H144ZM144 118H143V120H144ZM167 118H166V120H167ZM180 118V117H179ZM185 118V117H184ZM188 118V117H187ZM191 118H192V116H191ZM217 118V117H216ZM224 118V117H223ZM42 119V120H41ZM55 119H56V117H55ZM74 119H76V117L74 118ZM111 119V118H110ZM171 119V118H170ZM178 119V118H177ZM209 119V118H208ZM123 120V119H122ZM130 120V119H129ZM137 120H141V118L139 119H137ZM182 120H180V123H183V121ZM189 120V119H188ZM199 120H200V122L196 119V121H197V123H199V124H202V120H203V118H201L200 119V117H199ZM219 120V119H218ZM61 121V120H60ZM63 121V120H62ZM77 121V120H76ZM83 121V120H82ZM82 121L80 120V116H79V123L81 122L82 123ZM100 121V120H99ZM99 121H97V124L99 123ZM114 121H116V119L114 120ZM146 121V120H145ZM171 121H173V120H171ZM170 121V122H171ZM184 121H186V120H184ZM191 121H193V119L191 120ZM210 121H212V119H210ZM213 121H214V119H213ZM216 121V120H215ZM2 122V123H1ZM78 122V121H77ZM110 122V121H109ZM122 122V121H121ZM126 122H127V120H126ZM137 122V121H136ZM147 122L148 121H146L145 123L147 124ZM150 122H156V121H150ZM149 122V123H150ZM175 122V121H174ZM178 122V121H177ZM209 122V121H208ZM208 122H207V124H208ZM57 123H58V120H57ZM67 123V122H66ZM96 123V121L94 122V124ZM131 123V122H130ZM138 123V122H137ZM143 123V122H142ZM169 122H167V124H168ZM180 123H177V125L179 126L180 125ZM184 123H186V122H184ZM183 123V124H184ZM219 123H220V121H219ZM222 123V122H221ZM53 124V123H52ZM52 124H51V126H52ZM60 124H61V122H60ZM59 124V125H60ZM85 124V123H84ZM91 124H92V122H91ZM94 124H93V126H94ZM118 124V123H117ZM125 124V123H124ZM128 124V123H127ZM144 124V123H143ZM152 124V123H151ZM157 124H159V119H158V121H157ZM183 124H181V125H183ZM190 124V123H189ZM189 124H188V128L190 129L191 127L189 126ZM196 124V123H195ZM207 124H206V126H207ZM210 124V123H209ZM6 125H7V127H6ZM54 125V124H53ZM71 125V124H70ZM76 126H77V124H75ZM86 125V124H85ZM119 125V128L120 129H122V127L123 126H121V124H118ZM133 125V124H132ZM136 125V124H135ZM148 125V124H147ZM154 125V124H153ZM153 125H151V126H153ZM163 125V124H162ZM165 125V124H164ZM169 125V124H168ZM176 125V126H177ZM191 125H193V123L191 122ZM216 125H218V123L216 124ZM216 125H215V127H216ZM220 125V129H221V124H219ZM224 125V124H223ZM75 126V128H77ZM95 126H96V124H95ZM98 126V125H97ZM115 126V125H114ZM113 126V127H114ZM127 126V125H126ZM138 126H139V123H138ZM140 126H141V123H140ZM143 126V125H142ZM170 126H174L175 127V125H171L170 124ZM177 126V127H178ZM196 126H197V124H196ZM195 126V131H196V129L198 128L199 129V126L198 127H196ZM202 126H203V124H202ZM212 126H214V124H212ZM60 127V126H59ZM164 127V126H163ZM171 127V128H172ZM187 127V126H186ZM55 128L57 129V126H55ZM63 128V127H62ZM81 128V127H80ZM85 129H86V127H84ZM89 128H91L90 126H89ZM93 129H94V127H92ZM115 128V130L117 131V128L116 127H114ZM145 128V127H144ZM166 128H168V127H166ZM179 128H181V126L179 127ZM188 128H187V131H188ZM212 128L213 127H211V130H212ZM217 128H218V126H217ZM216 128V129H217ZM58 129H60V128H58ZM57 129V130H58ZM73 130H74V128H72ZM85 129H83V130H85ZM146 129V128H145ZM197 129V130H198ZM209 129H210V127H209ZM72 130V132L74 133V131ZM78 130H79V125H78ZM112 130V129H111ZM173 130V129H172ZM175 130L177 131V129H176V127H175ZM181 130H183V132H184V130H185V127L182 129L181 128ZM199 130H202L201 129V127H200V129ZM207 130H208V127H207ZM213 130H215V128H213ZM76 131V130H75ZM82 131V130H81ZM88 131H90V130H88ZM113 131V130H112ZM140 131V130H139ZM186 131V132H187ZM216 131L217 130H215V134H216ZM220 131V130H219ZM76 132H78V131H76ZM119 132V131H118ZM117 132V133H118ZM120 132H121V130H120ZM172 132V131H171ZM179 132V131H178ZM185 132V133H186ZM213 132V131H212ZM226 132V131H225ZM82 133H84V132H82ZM111 133V132H110ZM115 133V132H114ZM117 133H116V135H117ZM129 133V132H128ZM137 133V132H136ZM153 133V132H152ZM174 133H175V131H174ZM180 133V135L179 136H182V138L180 137V141H181V139H184L185 140V142L188 140V139H190L189 138V135H191V134H189L188 133V135H187V133L186 134H182L181 132H179ZM190 133H191V129H190ZM197 133H198V131H197ZM209 133V132H208ZM222 133V132H221ZM79 134H80V131H79ZM87 134V133H86ZM111 134H113V133H111ZM131 134V133H130ZM139 134V133H138ZM145 134V133H144ZM158 134V133H157ZM164 134V133H163ZM177 134V133H176ZM201 134H205L204 133V130L201 132ZM206 134H207V132H206ZM75 135V134H74ZM136 135V134H135ZM142 135V134H141ZM149 135V134H148ZM167 135V134H166ZM165 135V136H166ZM173 135V134H172ZM171 135V136H172ZM186 136V138H184V136ZM196 135L197 134H195V137H196ZM71 136V138L73 137L72 135H70ZM88 136H89V133H88ZM114 136H115V134H114ZM154 136V135H153ZM179 136H177V137H179ZM187 136H188V138H187ZM204 136V135H203ZM217 136V135H216ZM215 136V137H216ZM138 137V136H137ZM137 137H135V139L133 140V138H131V140L133 141V146L135 145H137V143L135 144V141H136V139H137ZM145 137V136H144ZM149 138H150V136H148ZM157 137V136H156ZM156 137H155V139H156ZM162 137V136H161ZM166 137H168V136H166ZM214 137V139H213V141L211 140L210 142H209V139H211L212 137L210 136H207V138H205L206 140H207V142H209L210 143V145H209V147H208V143L206 142V141H203L204 142V148L205 147H208V148H210V147H212L211 146V144H214L215 142H214V140H217V139H219V138H215ZM67 138V137H66ZM68 138H69V135H68ZM67 138V139H68ZM139 138H140V136H139ZM139 138H138V140H139ZM152 138V137H151ZM158 138V137H157ZM164 137H162V139H163ZM169 138H170V136H169ZM168 138V139H169ZM175 138H176V136H175ZM193 138H194V135H193ZM198 141L202 138V140L204 139V137H201L200 135H198ZM67 139H66V141H67ZM73 139L75 140V138L73 137ZM86 139V138H85ZM88 139V138H87ZM141 139H143V137L142 138H140V140ZM153 139H154V137H153ZM178 140H179V138H177ZM147 140V139H146ZM183 140V141H184ZM35 141H36V143H35ZM56 141H55V143H56ZM88 141V140H87ZM124 141V140H123ZM150 141V139L148 140V142ZM155 141V140H154ZM156 141H157V139H156ZM155 141V142H156ZM158 141H160L159 140V138H158ZM197 141V140H196ZM197 141V144L199 143ZM7 142L5 141V144L7 145ZM59 142V141H58ZM131 143V141H128V142H126V144H128V143ZM144 142H145V139H144ZM173 142V141H172ZM178 142V141H177ZM184 142V143H185ZM188 143H189V141H187ZM191 142V141H190ZM194 142H195V139H194ZM193 142V143H194ZM205 142L207 143V145L205 146ZM221 142V141H220ZM51 143V142H50ZM78 143L80 144V142L78 141ZM77 142H76V144H75V142H74V144H72V147H73V145H75L74 147H75V149H77L76 148V146H78V152H79V154H80V149L79 148H82V147H79L80 145H77L78 144ZM81 143H82V141H81ZM118 143V142H117ZM124 144H125V142H123ZM123 143H121V144H119V148H120V146H122V148L121 149H123V148H125V146H126V144L124 145V147H123ZM140 143V142H139ZM138 143V144H139ZM142 143H143V141H141V145H142ZM146 143V142H145ZM182 143V146H184L183 145V142H181ZM193 143H191V145L193 144ZM196 143V142H195ZM195 143H194V145H195ZM53 144V146H54V142L53 143H51V145ZM56 144H58V143H56ZM60 144V143H59ZM63 144H66V142L65 143H63ZM68 144V143H67ZM69 144L71 145V142H69ZM86 144V142L84 143V145ZM132 144V143H131ZM131 144H129L126 148H129L130 149V146H131ZM154 144V143H153ZM161 144V143H160ZM178 145H179V142L177 143ZM190 144V143H189ZM50 145V146H51ZM61 145V144H60ZM118 145V144H117ZM148 145L150 146V144L148 143ZM147 145V146H148ZM156 145V144H155ZM155 145H154V147H155ZM159 145V144H158ZM177 145V146H178ZM190 146V148H191V150L192 151H195L194 149H196L197 150V148H198V146H196V148H195V146ZM199 145H200V143H199ZM201 145H202V142H201ZM1 146V145H0ZM8 146V145H7ZM48 146V145H47ZM68 146V145H67ZM83 146V145H82ZM114 146H115V144H114ZM134 146V147H135ZM143 146L144 147H142L141 148V152H142V155H143V152H145L146 153V151L148 152V149H149V147H148V149L145 151V150H143V149H145V146L146 145H144L143 144ZM175 146V145H174ZM186 146H187V144H186ZM217 149H218V147L219 146H221V144H219V142L217 141ZM216 146H215V148H216ZM64 147V146H63ZM69 147V146H68ZM67 147V148H68ZM71 147V148H72ZM117 148H118V146H116ZM173 147V146H172ZM188 148H189V146H187ZM193 147V148H192ZM202 147V146H201ZM10 148V147H9ZM57 148H59V146L57 147ZM67 148H66V151H67ZM118 148V149H119ZM137 148V147H136ZM152 148H153V146H152ZM183 148V147H182ZM182 148H181V150H182ZM215 148L213 147V150L212 149H210V151L208 150V152H207V150L204 152V149L203 148H201V149H199V151H200V155H202V153H203V156L205 157V153H210L211 151H214L215 152ZM3 149H5V147L3 148ZM7 149V148H6ZM52 149H55V148H53L52 147ZM64 149V148H63ZM135 149V148H134ZM138 149H139V147H138ZM166 149V148H165ZM175 149V148H174ZM178 149V151L177 152H179L180 154H181V150L179 151V149H180V146H179V148H177ZM185 149H186V151L188 150L186 147H185ZM202 149H203V151H202ZM1 150H2V148H1ZM12 152H13V150L12 149H10ZM49 150H51L50 149V147H49ZM65 150V149H64ZM83 150H84V148L82 149V155H83V153H85V152H83ZM115 151H117V149L115 148L114 149ZM120 150V149H119ZM136 150V149H135ZM135 150H134V152H132L133 150H131V152H132V154H133V156H135ZM156 150H157V154H158V150L159 149H157L156 148ZM41 151V152H42ZM62 151V149L60 148V150L58 151V152H61ZM86 151V150H85ZM123 151H125V152H128L127 150H123ZM168 151H170V149L168 150ZM168 151H166L167 152V154H165L164 153V155H167V157L169 156V157H171L172 155H171V153L168 155ZM185 151V152H186ZM192 151H190V154L192 153V154H194ZM202 151V152H201ZM217 151V150H216ZM1 152V151H0ZM3 152H5V151H3ZM2 152V153H3ZM7 152V151H6ZM16 152V151H15ZM31 152V153H32ZM40 152V153H41ZM52 152V151H51ZM57 152V151H56ZM58 152H57V154H58ZM63 152V155H65V153H64V151H62ZM69 152H71V150H69ZM72 152H76V150L74 151L73 149H72ZM77 152V153H78ZM141 152H140V154H141ZM149 152H151L152 153V149L150 148V150H149ZM44 153H46V157H45V155H44V157H45V159H46V161H47V157H48V154H47V152H44ZM74 153H71V154H73L74 155ZM118 153V152H117ZM130 152H128V157L130 158V155H131V153L129 154ZM153 153H154V150H153ZM172 153H174L173 154V158H176L175 157V154H176V150H174V152H173V149H172ZM4 154V156L6 155L5 153H3ZM12 154V153H11ZM13 154H14V152H13ZM12 154V155H13ZM42 154V153H41ZM53 154H54V152H53ZM67 154H68V151H67ZM114 154V153H113ZM147 154V153H146ZM161 154H163V153H161ZM161 154H160V156H161ZM185 154V153H184ZM187 154H188V151H187ZM186 154V156H188ZM191 154V155H192ZM196 154H198L197 155V159H198V156H199V152H197ZM215 154V153H214ZM19 154H17V156H18ZM31 155H33V153L31 154ZM38 155V154H37ZM55 155V154H54ZM60 155H62L61 153H60ZM62 155V156H63ZM77 157H78V154H75ZM81 155V156H82ZM110 155H111V153H110ZM149 155V158H151L150 157V153L148 154ZM207 155V154H206ZM16 156V157H17ZM27 156H29V155H27ZM42 156V155H41ZM49 156H50V154H49ZM58 156H59V154H58ZM57 156V157H58ZM81 156L80 157H78L79 159L81 158ZM107 156H108V159H109V153L107 154ZM125 156H126V153H125ZM155 156H156V154H155ZM179 156V154L177 153V157ZM8 157H9V154H8V156H6V159H4L5 161L8 159ZM13 157H14V155H13ZM54 157V156H53ZM53 157H52V159H53ZM56 157V156H55ZM75 157V156H74ZM119 157H120V155H119ZM118 157V158H119ZM127 157V158H128ZM138 157H140L139 156V152H138V156L136 157V159L134 160V162L135 161H137V158ZM145 157V159L147 160V158H146V155L144 156ZM191 157V156H190ZM20 159H21V157H19ZM31 158L34 160V158H35V160H34V162H36V154L34 155V157H32L31 156ZM42 158H43V156H42ZM63 158V157H62ZM85 158H88V156H86V154H85V156H84V159ZM89 158H90V154H89ZM133 157H131V159H132ZM153 158H154V156H153ZM156 158L158 159V161L157 162H159V156L157 157L156 156ZM161 158H164L163 156H161L160 157V159ZM172 158V157H171ZM172 158V159H173ZM192 159H193V155H192V157H191ZM199 158H200V156H199ZM201 158H202V156H201ZM1 159H3V158H1ZM11 159H13V158H11ZM22 159H23V157H22ZM31 159V161H33ZM39 159H40V156H39ZM48 159H49V157H48ZM51 159V158H50ZM52 159H51V162H52ZM74 159H76V158H74ZM122 159H123V157L120 159L119 158V160L117 159V158H114L113 160H117V164H116V168L118 167V166H120L121 167V165L124 163L123 161H122ZM181 159L182 158H180V160H179V158H177V160H178V162L176 163V162H173L172 161V164H170V166H172V170L170 169V171L171 172H173V174H174V170H175V167H176V169H177V167L178 168H182V167H186V165H187V167H188V163H189V165H190V162H191V160L190 161H188V160H186L185 162H184V164H183V166H181L182 165V163L180 164V166L181 167H179V162L181 161ZM190 159V158H189ZM224 159V158H223ZM14 160H16L17 161V159H13L12 161H11V163L13 162V163H15L14 162ZM25 160H26V158H25ZM43 160H44V158H43ZM66 160V158L64 159V161ZM81 160V159H80ZM86 160V161H85ZM85 160H83L82 162H76L75 164L73 163L72 165H71V162H70V165H68V164H66V162H65V164L63 163V167H62V169L60 170V172L62 171V174L61 175H59V177H58V175H56L57 177H58V181H56L55 182V192H53L54 194L56 193V191H57V194L59 195V196H57V198L59 197V200H60V202H58V200L57 199H53V200H55L54 202H53V200L50 198V197H52V195L50 194H45L46 192H45V190H46V187H45V189H44V192H42L41 191V187L39 188V186L40 185H38V188H37V185L35 186V184H33L32 183V185L34 186L33 187V191L32 192H29L30 191V189H29V185H31L26 179H27V177H26V175L27 174H29V173H31V172H29V170H28V173H27V171H26V169H25V171H26V173H25V171H24V173H25V178H24V176H23V173H22V178H24V180L23 179H14V177H13V181L11 180V181H9V182H6V181H8L7 179H6V181L5 182H3L2 183V180H1V184H0V264H184L185 262L187 263V258L185 259V262L183 263L181 260H179L180 259V257H179V259H175L174 258V256L175 255H173L171 252H173V253H175V251L176 252H181L182 250H184V253H186L185 251H187L186 249L187 248H189V247H186L185 246V248L186 249H184L183 248V246L184 245H191L190 243H189V241L191 242V240L194 242V240L196 241V238L198 237V235H199V239H198V242H199V244L197 245H195V251H194V253H196V252H198V253H200L199 254V256H197V258H200V257H202L203 259L205 258V256L207 257V255H209V257H211V253H208V252H210V250L209 251H207V249L209 248H211L210 247V245H209V243H208V241L210 242V240H209V238H210V236H209V232L207 233L208 234V237L206 236V238H204V239H202V236L200 235V234H204V233H206V231H207V229L208 228H211L210 229V231L212 230V227H210L211 225H212V223H213V220H214V218H213V220H212V223L210 224L209 223V221H207L206 220V218L208 219V215L211 217V216H215L216 217V214H215V211H216V209L213 211V212H211V210L213 209V207L211 208V210L210 209H207L206 210V212H205V210L203 211V212H201V214H199L200 213V211L196 214V211H194L195 212V216L196 215H199V217H195L193 220H190V225L191 226H189V224L187 225V223H188V220L190 219V217L188 218L187 217V214L185 213V216H186V219H187V221H186V225H184L183 224V220H182V223L180 222V225L182 224V228H178V222H177V224H176V221H177V218H176V216H175V214L177 213V209L179 210V207H183V204H184V202L181 200V199H183V196H180V194H184V197L186 196H188L189 197V195H190V193L188 194V193H183L184 191H185V189H184V191L183 192H181L180 194H179V196H180V198H177L178 197V190L180 189L181 190V185H182V183L181 182H179L178 181V179H177V181H175L176 179H175V177H176V175H174V183H173V186H172V189H173V191H175V193H176V196L174 195L175 193L173 192V191H171L172 193H174V194H172L170 191L169 192H162L161 191V186L163 187V189H164V186L163 185H165V186H167L166 185V183H167V180H171L170 179V177L171 176H169V178L167 179V178H165V179H167V180H165V179H163L164 178V174H166L165 173V171L164 172H162L163 173V175H161L160 176V178L162 177V179H159V178H157V176H158V174H157V176L155 177V175L154 176H152L151 174H147V173H145V175H143L144 176V178H142L141 177V179L139 178L138 179V177L137 176H135L134 177V179H132V184H133V182H134V184L135 185H138V186H136V191H138L137 193H142L143 194V192H145V190H146V185L147 184H151V187H152V189H153V186H152V184H154V185H156L157 187H155L154 186V188H158V192H157V189H156V191H155V195L152 197V192L155 190H151L152 192H151V197L152 198H149L148 200H146V198H145V195L143 194L142 195V197H144V199H145V201H143L142 199L143 198H138V197H132V195L131 196H129L128 195V192L130 191V189H131V192H132V185H131V187H130V189L129 188H127V189H125V187H124V189L125 190H121L122 189V187H123V184L122 183H120L121 185H122V187H121V185H120V190H119V188H117L118 187V185L116 184L118 181H120L121 179H122V175L123 174H121V173H119L120 171L118 170V172L117 173H114L111 177H110V181H113V185L111 184V182H110V184L108 185L107 184V187H108V194H104L103 192H102V190H100L99 191V189H98V183H100V182H102V181H104V174L105 175H107L106 173H104L106 170H107V168L106 167H110L109 165H102L101 164V166H99L98 167V165H97V168L95 167L94 168V164L92 165V168H94V169H92L91 170V172L94 174V176L93 177H90V178H88V177H86V178H88L87 180H85V182H84V177L83 178H81V179H83V182H82V184H80V183H78V182H80V181H76L78 184H75V182L74 183H72V181L74 180V177H77L78 176V178H79V174H81V172L82 171H84L83 169H85L86 167H87V165H89L88 164V159H85ZM106 160H107V157H106ZM133 160L131 161V163H132V167L134 166V164H133ZM144 160V159H143ZM150 160V159H149ZM149 160H148V162H149ZM152 160H153V162H155V158L154 159H152L151 158V162H149V164L150 165H152L153 164V162H152ZM165 159H163L162 161H164ZM8 161V160H7ZM23 161V160H22ZM46 161H44V164H45V162ZM67 161V160H66ZM72 161V160H71ZM93 161H94V159H93ZM109 161L111 162L112 161V158H111V156H110V159H109ZM124 161L126 162V160H125V157H124ZM139 161V160H138ZM137 161V162H138ZM145 161V160H144ZM188 161V163L186 164V162ZM199 161V160H198ZM2 162V161H1ZM9 162H10V160H9ZM28 162V160L26 161V164H28L27 163ZM42 162V164H43V161L40 159V163ZM61 162V161H60ZM89 162H91L92 163V161H91V159L89 160ZM110 162H108V164L110 163ZM123 162V163H122ZM129 162V161H128ZM143 162V161H142ZM148 162H147V164H148ZM165 162V166L163 165V169H164V167L166 168V169H168V167H166V163L167 162H169L170 163V160H169V158L167 159V161L165 160L164 161ZM163 162V163H164ZM183 162V161H182ZM195 161H193V163H194ZM48 163H50L49 161H48ZM112 163V162H111ZM160 163V162H159ZM169 163H168V165H169ZM193 163H192V165H193ZM196 163H197V160H196V162H195V165H196ZM213 163V162H212ZM9 163H7L6 165H5V168H6V166L8 165ZM31 163L29 162V165H30ZM96 164V163H95ZM114 164H115V162H114ZM125 164H127V162L125 163ZM129 164H130V162H129ZM137 164V163H136ZM148 164V165H149ZM186 164V165H185ZM1 165H2V163H1ZM1 165H0V179L2 178V177H4V174H3V171H2V169L3 168H1ZM20 165V164H19ZM24 165V162H22V164H21V166H23ZM37 165H38V163H37ZM37 165H36V167H37ZM53 165V164H52ZM60 165V164H59ZM144 165H145V162H144ZM143 164L141 165V163H140V165H139V167H140V169L142 170V166H144ZM148 165H147V167H148ZM153 165H155V164H153ZM158 164H156V166H157ZM197 165H198V167L200 168V177H202V175H206L205 173H204V169H205V167L204 168H201V163H197ZM31 166H34V168H35V165H34V163L31 165ZM41 166V165H40ZM45 166H46V164H45ZM49 166V165H48ZM57 166V165H56ZM112 166V165H111ZM128 166V165H127ZM131 166V165H130ZM138 166V165H137ZM161 163L159 164V168H161ZM210 166V165H209ZM213 166V165H212ZM2 167H4L3 165H2ZM8 167H12V165L11 164H9L8 166H7V168ZM16 167V166H15ZM27 167V166H26ZM51 167V166H50ZM55 167V166H54ZM112 167H114V165L112 166ZM122 167H123V165H122ZM124 167H125V165H124ZM123 167V169L122 170H125L126 169V167L124 168ZM131 167V168H132ZM158 167L156 168L157 169V171H158ZM190 167H191V165H190ZM193 167V166H192ZM13 169H14V167H12ZM33 168V167H32ZM90 168H91V166L89 167L88 166V169L90 170ZM111 168V167H110ZM128 168H129V166H128ZM145 168H146V166H144L143 167V169L145 170ZM154 169H155V166L153 167ZM174 168V169H173ZM9 169V168H8ZM24 169V168H23ZM44 169V168H43ZM46 169V168H45ZM50 169V168H49ZM54 169V168H53ZM87 169V170H88ZM118 169V168H117ZM117 169L116 170H114L115 172L117 171ZM134 169L136 170V171H138V168L136 167H134ZM195 170H196V168H194ZM21 171H22V169H20ZM41 170V169H40ZM132 170H133V168L131 169V172H132ZM146 170H147V168H146ZM149 170H151V166H150V169ZM169 170V169H168ZM192 170H193V168H192ZM202 170H203V174H202ZM8 171V173H6V177L9 175V170H7ZM6 170H5V172H7ZM32 171V170H31ZM46 171V170H45ZM44 171V172H45ZM56 171H57V169H56ZM108 171V170H107ZM106 171V172H107ZM111 171V170H110ZM129 171H130V169H129ZM156 171V170H155ZM17 172H18V168H17ZM17 172L15 173V175L18 177V175H17ZM34 172L36 173V170L35 171H32V175L34 174ZM38 173H39V171H37ZM42 172V171H41ZM59 172V173H60ZM126 172V171H125ZM140 172V171H139ZM149 172V171H148ZM180 172V171H179ZM211 172H213V171H211ZM210 172V173H211ZM216 172V171H215ZM219 172V171H218ZM21 173V172H20ZM51 173H52V171H51ZM55 173L56 172H54V175H55ZM89 173V172H88ZM111 173H112V171H111ZM156 173V172H155ZM158 173H161V170L158 172ZM188 173V172H187ZM206 173H207V171H206ZM210 173H208V176H209V174ZM217 173V172H216ZM252 173V172H251ZM84 174H86V172H84ZM108 174H110V173H108ZM125 174L126 173H124V177H125ZM139 173L137 172V175H138ZM175 174H176V172H175ZM195 174V173H194ZM198 174V172H197V176L199 175ZM32 175L30 174V175H28V179H29V176H31L32 177ZM36 176H37V174H35ZM45 175V174H44ZM127 175H128V173H127ZM126 175V176H127ZM129 175H131L130 173H129ZM133 175H135L134 174V172H133ZM171 175V174H170ZM177 175H178V173H177ZM185 173H184V176H183V178H185L186 179V177H188V179L189 178H192L193 177V174L191 175V177L190 176H186L185 177ZM216 175V174H215ZM214 175V176H215ZM13 176V175H12ZM21 176V175H20ZM89 176H91L90 174H89ZM180 176L182 177V175H181V173H180ZM180 176H177V177H180ZM210 176H211V174H210ZM209 176V177H210ZM41 177V176H40ZM39 177V178H40ZM172 177H173V175H172ZM246 177H247V175H246ZM252 177H254L253 175H252ZM256 177V176H255ZM8 178H11V176H9ZM20 178V177H19ZM42 178H44V176L42 177ZM53 178L55 179V177L53 176V177H51L50 179H52L51 180V184H52V181H53V183H54V180H53ZM133 178V177H132ZM183 178H181L182 180H183ZM195 178H196V176H194V180H195ZM32 179H34L33 177H32ZM77 179V178H76ZM109 178H106V180H108ZM131 180V178L130 177H128V180ZM207 179V180H206ZM4 180H5V178H4ZM35 180H36V178H35ZM57 180V179H56ZM79 180V179H78ZM124 180H125V178H124ZM127 180V179H126ZM134 180V181H133ZM187 180V179H186ZM194 180H192V184H193V181ZM200 180H201V178H200ZM204 180L205 181H207L206 183L204 182ZM209 180H210V178H209ZM246 180V179H245ZM249 180V179H248ZM47 181V180H46ZM138 181V182H137ZM139 181H141V183H139ZM169 181H168V183H169ZM181 181V180H180ZM185 181V180H184ZM184 181H183V186H182V188L184 187V185H186V184H184ZM202 181V183L200 182V184H202V185H200L199 184V186L196 184V186H194V188H192V184L190 185L189 184V182H190V179H189V182H188V185H190V186H188L187 185V187L189 188L188 190L190 191V189H193V191L192 192H194L195 193V198H196V196H199L200 198L201 197H203V198H205L206 196H208L209 198H210V195H212V193L210 194V191H211V189H210V191H209V188L208 187H211V185L209 184L210 183V181H212V179L209 181V183H208V178L206 177V178H204L203 177V180H201ZM215 181V180H214ZM214 181H212V183L214 182ZM33 182V181H32ZM37 182V181H36ZM44 182V181H43ZM43 182H42V180L39 182V184H43ZM49 181H47V183H48ZM108 182H109V180H108ZM124 182V181H123ZM172 182V181H171ZM186 183H187V181H185ZM105 183V182H104ZM104 183H103V185H104ZM107 183V182H106ZM126 182H124V184H125ZM191 183V182H190ZM195 183H196V181H195ZM195 183H194V185H195ZM197 183H198V178H197ZM205 183V185H203ZM37 184H38V182H37ZM48 184H50V182L48 183ZM51 184H50V186L49 187H51ZM117 185V187H116V185ZM119 184V183H118ZM130 184V183H129ZM209 184V185H208ZM47 185V184H46ZM100 185V184H99ZM127 186H128V182H127V184H126ZM125 185V186H126ZM169 185V184H168ZM213 185V184H212ZM214 185H215V182H214ZM43 186V185H42ZM97 186V187H96ZM150 186V185H149ZM159 186V187H158ZM27 187H28V189H29V191H28V193H27ZM30 187H32V186H30ZM35 187H36V189H35ZM44 187V186H43ZM43 187H42V189H43ZM94 187H96V191L94 192L93 191V188ZM169 187H170V189H171V186L169 185ZM54 188V187H53ZM104 189H105V185H104V187H103ZM111 188V189H110ZM135 187H133V189H134ZM47 189H48V187H47ZM89 189H91V191H90V193L88 194V195H86L87 194V192H89ZM97 189H98V191H97ZM110 189V190H109ZM129 189V190H128ZM148 189V188H147ZM168 189V188H167ZM51 190H52V188H51ZM51 190H48V191H51ZM160 190V191H159ZM179 190V191H180ZM183 190V189H182ZM220 190V189H219ZM143 191V192H142ZM147 191L149 192V190H146V193H147ZM177 191V192H176ZM186 191H187V189H186ZM216 191H218V189L216 188L215 189V193H216ZM52 192V191H51ZM106 192V191H105ZM212 192V191H211ZM220 193H222L221 191H219V193L218 194H220ZM257 191H255V195H257ZM81 194H84V196H83V198H80V196H81ZM129 194H131L130 192H129ZM148 194V193H147ZM217 193H216V199H217V195H218ZM56 195V194H55ZM192 195V198H193V194H191ZM222 195V194H221ZM139 196V195H138ZM150 196V195H149ZM185 197V198H186ZM214 197H215V195H214ZM214 197H213V200H214ZM190 198V197H189ZM198 198V197H197ZM197 198L196 199H194V201H196L197 200ZM239 198V197H238ZM237 198V199H238ZM208 199V198H207ZM242 199V198H241ZM56 200H57V204H55V202H56ZM200 200V204H201V199H199ZM209 201L210 200H212V199H208ZM212 200V201H213ZM203 201H206V200H204L203 199ZM211 201V202H212ZM236 201V200H235ZM47 202H48V204H47ZM49 202H52V204L51 205H49ZM186 202H187V199H186ZM189 203L190 202H192V200H190V201H188ZM240 202V201H239ZM193 203L194 202H192V204H190V206L191 205H193ZM207 203H208V205H209V202L207 201ZM246 203V202H245ZM194 204H197V202H195ZM198 205L197 204V207H199V208H197L198 210H203V208H202V206L204 207V205H205V203H204V205ZM226 204V203H225ZM228 204V203H227ZM242 205H243V203H242ZM45 206V207H44ZM55 206H57V212H56V208H55ZM186 206V205H185ZM183 207V208H186V207ZM201 206V207H200ZM211 206H212V204H211ZM218 206V205H217ZM221 206H223V205H219L218 206V208L219 207H221ZM239 206V205H238ZM193 207V206H192ZM209 207H210V205H209ZM223 207H225V205L223 206ZM55 208V213H52L50 210H52V209H54ZM130 208H131V211H130ZM187 208H189V207H187ZM187 208H186V211H187ZM194 208V207H193ZM217 208V207H216ZM240 208V207H239ZM246 208H247V206H246ZM135 209H139V213H135V215H137V217L135 218V217H133V215H134V213L132 212V210H135ZM195 209V208H194ZM196 209V210H197ZM248 209V208H247ZM185 209H183V211H184ZM237 210V209H236ZM239 210H241V212H243L242 211V208H240ZM183 211H182V213H183ZM207 211H209V212H207ZM235 211V210H234ZM234 211H233V213H231V211L228 213V212H225V214H228L229 216H231L230 214H234ZM176 212V213H175ZM187 212H189L190 214H191V209L189 210L188 209V211ZM221 212V211H220ZM236 212H238V211H236ZM246 212H247V210H246ZM248 212H249V210H248ZM247 212V213H248ZM133 213V214H132ZM183 213V214H184ZM193 213V212H192ZM205 213H208V215H204ZM239 213H240V211H239ZM239 213L237 214L238 216H240V215H242L243 216V214H240L239 215ZM130 214H132V217H129L130 216ZM219 214H221V213H219ZM224 213H223V211H222V214L220 215V217H218L217 219H218V221L220 220V218H221V216H222V220H224V215H225ZM134 215V216H135ZM177 215H178V213H177ZM217 215H218V212H217ZM235 215V214H234ZM232 216V218L235 220V221H233V219H232V221L230 220V222H233V223H237V221H236V218L238 217V216ZM251 215V214H250ZM249 215V216H250ZM252 215H253V213H252ZM257 215H258V213H257ZM182 216V215H181ZM181 216H179L180 218H181ZM188 216H190V215H188ZM229 216H227L226 217V215H225V217L229 220L230 218H229ZM126 217H127V219H126ZM150 217H153V220H154V222L152 223L153 224V226L151 225V223L149 224V222H147V218H149L148 219V221L150 220ZM178 217V218H179ZM202 219H201V218ZM203 217L205 218V220L203 219ZM235 217V218H234ZM246 216H244V219L246 220V218H245ZM247 217H248V215H247ZM191 218H193V216L191 217ZM225 218V219H226ZM108 219H112V222H113V226H114V222H117V224H118V221H120L119 222V227L117 228L116 226H114V229H110L109 228V226H110V220H109V226H108V228L110 229V230H108V229H106V231H105V227L108 225L107 224V221H108ZM126 219V220H125ZM239 221H241V218L239 217V218H237ZM242 219H243V217H242ZM144 220H146V222H147V224H149V226H151V229H150V227H148L147 226V224L144 222ZM179 220V219H178ZM210 221H211V218H210ZM215 221V220H214ZM218 221L216 220V222L218 223ZM247 221H248V219H247ZM247 221H245L246 223H247ZM167 222H170V223H173V225L172 224H169V225H172L173 227L175 226V224H176V226H175V228H174V230L175 231H173V230H171V232H173V233H175V232H177V236L178 235H180V233L182 234L183 233V231H184V235L187 237V240L186 241H184L185 240V237H184V240L182 241V240H180V241H182L181 243L183 244V242H184V245H182L180 242L178 243L179 245L181 244V246L179 247V249L177 248L175 251H174V249H173V247L171 246V250L169 251V254L171 253L172 254V256L173 257H171L169 254H168V256H170L171 258H169V259H166L165 257H164V255H163V258L161 259V252H160V255L159 254H157L156 252L158 251L159 252V250L157 249L156 251H153V249H155L153 246H151V251H153V252H155V253H152L151 251V254H149V255H147L146 253H145V251L143 250V252L146 254V257H145V254L142 252V255H144V257L142 258V255H141V253H140V258L138 259L137 258V256H134L135 254L137 255H139V251L142 249V247L143 246H141V243L143 242V241H145L147 238H148V240H149V242H147V244H146V242H145V244L146 245H149L150 244V240H152L153 241V237H154V233L155 232H157V230L159 231L160 230V228H162V226L164 225V224H166ZM191 222H192V224H191ZM224 222H225V220H224ZM243 223L242 224H245V222H244V220L242 221ZM217 223H216V225H214L215 224V222L213 223V225H214V227L215 226H217ZM225 224V223H224ZM111 225H112V223H111ZM219 225H221L222 226V223L220 222L219 223ZM219 225H218V227H219ZM227 225V224H226ZM231 225V224H230ZM168 226V225H167ZM115 227H116V229H115ZM224 228H225V226H223ZM168 228V230H169V227H167ZM220 228V227H219ZM163 229L166 231V228H165V226L163 227ZM171 229V228H170ZM162 230V229H161ZM163 230V231H164ZM213 230H215L216 231V228L215 229H213ZM245 231H246V229H244ZM185 231H186V234H185ZM215 231H212V232H214L215 233ZM217 231H218V229H217ZM220 231H221V228H220ZM160 232V231H159ZM159 232H158V236H159ZM169 234L166 236V237H164V235H162L163 237H161V235L157 238V240H159V244H160V242L163 240V243L165 242V240H169L170 242L171 241H174L175 240V238H177V236H176V234H171V232H169V231H167ZM218 233V232H217ZM162 234H163V232H162ZM207 234H205V235H207ZM216 234V233H215ZM222 234H224V232H223V230H222ZM142 235L144 236V238L142 237ZM176 236V237H175ZM248 236V235H247ZM160 237H161V239H160ZM174 237V240H172L171 238H173ZM179 237V236H178ZM214 237H216V235L214 236ZM251 237V236H250ZM155 238H156V236H155ZM220 238H222V237H220ZM254 238V237H253ZM177 239H179V238H177ZM176 239V240H177ZM181 239H182V237H181ZM212 239V238H211ZM208 240V241H207ZM214 240H216V239H214ZM214 240H212V241H214ZM156 241V240H155ZM168 241V242H169ZM211 241V242H212ZM245 241V240H244ZM246 241H247V239H246ZM157 242V241H156ZM218 242V241H217ZM248 242L250 243V240H248ZM153 243H154V241H153ZM158 243V242H157ZM175 243H176V241H175ZM213 243V249H215V246H214V242H212ZM220 243V242H219ZM241 243V245H242V242H240ZM145 244H144V246H145ZM194 244V243H193ZM152 245V244H151ZM155 245V244H154ZM165 245H168V244H166V242H165ZM212 245V244H211ZM239 245V244H238ZM249 245V244H248ZM156 246H158L157 244H156ZM162 246H163V244H162ZM173 246H175V245H173ZM178 246V245H177ZM146 247V246H145ZM152 247H153V249H152ZM160 247V246H159ZM158 247V248H159ZM168 247V246H167ZM167 247H165L166 248V250H167ZM194 247V246H193ZM220 247V245H218V248ZM235 247V246H234ZM217 248V247H216ZM218 248H217V250H218ZM231 248H233V247H230V250H231ZM237 248V247H236ZM248 249H250V247L248 246L247 247ZM164 249V248H163ZM168 249H170V246H169V248ZM191 249H193L192 248V245H191V248H190V250ZM228 249V248H227ZM173 250V251H172ZM211 250H212V248H211ZM233 251H234V248L232 249ZM165 251V250H164ZM216 251V250H215ZM220 251H221V249H220ZM232 251V252H233ZM219 252V251H218ZM217 252V253H218ZM235 252H236V250H235ZM234 252V253H235ZM165 253V252H164ZM164 253H162V254H164ZM166 253H167V251H166ZM183 253V254H184ZM194 253L193 254H191V255H194ZM216 253V254H217ZM181 254H182V252H181ZM180 254V255H181ZM212 254H213V252H212ZM220 254H222V252L220 253ZM251 254V253H250ZM179 255V254H178ZM187 255V254H186ZM196 255H197V253H196ZM201 255V256H200ZM226 256V255H225ZM235 256V255H234ZM247 256V255H246ZM245 256V257H246ZM139 257V256H138ZM231 257H233V256H231ZM165 258V259H164ZM184 258H185V256H184ZM183 258V259H184ZM208 258V257H207ZM207 258H206V260H207ZM234 258V257H233ZM248 258H249V256L248 257H246V259H247V263L249 262L250 263V261H248ZM256 258V257H255ZM213 259V258H212ZM211 259V260H212ZM217 258H215V260H216ZM225 259H227V258H225ZM189 260V259H188ZM228 260V259H227ZM232 260V259H231ZM239 260V259H238ZM241 260H244V258H242ZM240 260V261H241ZM249 260H250V258H249ZM203 261V260H202ZM202 261L200 260H198V261H196L198 264H202ZM214 261V260H213ZM217 261H218V259H217ZM220 261V260H219ZM254 261V259H252L251 260V264H253L252 262ZM256 261V260H255ZM259 261H261V260H259ZM192 262H193V264L194 263H196V262H194L193 261V259H192ZM200 262V263H199ZM207 261H205V263H206ZM232 262H233V260H232ZM189 263L191 264V262H190V260H189ZM196 263V264H197ZM211 263V262H210ZM216 263V262H215ZM218 263V262H217ZM227 263V262H226ZM242 263H243V261H242ZM255 263V262H254ZM221 264V263H220ZM224 264V263H223ZM228 264V263H227ZM241 264V263H240ZM244 264H245V262H244ZM257 264V263H256ZM260 264V263H259Z\"/></svg>",
  "mask_w": 264,
  "mask_h": 264
}]
</instances>
